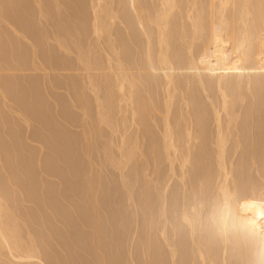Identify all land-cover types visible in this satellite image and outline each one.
Masks as SVG:
<instances>
[{"label": "rangeland", "instance_id": "rangeland-1", "mask_svg": "<svg viewBox=\"0 0 264 264\" xmlns=\"http://www.w3.org/2000/svg\"><path fill=\"white\" fill-rule=\"evenodd\" d=\"M27 3H26V2ZM34 1V2H33ZM45 1V3H44ZM48 3H47V2ZM57 1V0H56ZM63 1V2H62ZM58 0V2H55V0L52 1L50 0H40L41 2V6L42 8H44L43 10V14L40 13V2L39 5L37 0H1L0 1V19H2L0 21V66H2L0 69V118H2V121H0V141L2 139V141L0 142V189L2 190L1 192H3L2 194L4 195V200L5 198H7V200H5V204L7 203L8 206L12 207L14 206V210H16L15 212L18 214L16 215L17 217L19 216V218L21 219L19 222L21 223L20 226V235L23 236V238H32V236H34L32 239H34V241L36 242L37 245V249L38 253L41 257V262L45 263V264H173V261H175L176 264H197L198 259L195 258V254H194V258H193V254L192 251L194 252V249L192 247V245L190 244L191 242H189V238L188 237V233L189 231H187L186 227H182V225L180 226L179 223V219H180V212L179 210H181L182 206L184 205L183 203H187V201L189 200L190 196H191V189L189 184L187 183V187L184 186V184L181 182L179 175H180V168H176L179 165H175V175L172 174V171L170 169H168V165L167 162L163 161V159L160 157L162 155H160L161 153V143H162V135H163V113H164V94L165 91L161 89V87L158 85V87H155L156 89L153 90V97L157 102L158 106V112H150V118L147 116L146 121H148L147 123H150L149 125L145 122V120L143 122L144 126L147 125L146 127H139V129L136 128L135 125H132L130 127V123L129 122L130 119V112H128L127 114V119L128 122L126 120V122H121L125 125L121 126L119 124L117 131L119 132H115L112 133H107L109 132V130L111 129H107L110 128L107 124L104 125L101 121H100V117H99V111L101 113V108L99 109L100 105L99 103L100 100H98V98H102V102L103 99L106 98V95L108 90H102V88L104 89L106 83H107V87L108 85V79H110V77H112L111 72L109 71V67L107 65H110L109 62V57L107 54H109L111 52V50L109 49V45L107 46L105 42H107V37L106 36H102L100 39V42L95 39L94 33L92 31L93 28V18H92V3L89 2L91 0ZM67 1V2H65ZM74 5H73V3ZM107 1V0H106ZM117 0H112L110 2V0H108L107 2L109 4L112 3V5L110 7L112 8H119L121 5L118 3L119 1H117V5H119L118 7H114L116 4ZM9 2V3H7ZM23 2V3H20ZM29 2V3H28ZM43 2V4H42ZM50 2V3H49ZM62 2V3H61ZM77 2V3H76ZM80 2V3H79ZM83 2V3H82ZM85 2H87L85 4ZM56 3V5H54ZM59 3H61L62 5H60ZM70 3V4H69ZM115 3V4H114ZM2 4V5H1ZM53 4V6H52ZM59 4V5H58ZM66 4L68 5V7L66 6ZM82 4H84L83 6H81ZM14 5V6H13ZM25 5V6H24ZM27 5V6H26ZM33 9H31V6ZM36 5V7H35ZM51 7H50V6ZM79 5V7H78ZM85 5H89L87 7H85ZM116 5V6H117ZM7 6V7H6ZM10 6V7H9ZM29 6V7H28ZM46 6V7H45ZM56 6V8H55ZM57 6H59L60 8H58ZM65 6V7H63ZM81 6V7H80ZM6 7V8H5ZM22 7V8H21ZM63 7V8H62ZM76 7V8H75ZM9 8V9H8ZM39 8V9H38ZM51 8V9H50ZM54 8V10H53ZM69 8V9H68ZM71 8V9H70ZM85 10H83V9ZM89 8V9H88ZM121 8V7H120ZM28 9V10H27ZM58 9V10H57ZM77 9V10H76ZM79 9V11H78ZM88 9V10H87ZM126 9V7L124 8V10ZM8 10V11H7ZM17 10V11H16ZM20 10V11H19ZM24 10V12H22ZM31 10V11H30ZM35 10V11H34ZM39 14H41L43 17L41 18L37 13V11ZM53 10V11H51ZM56 10V11H55ZM74 10V12H73ZM87 10V11H86ZM92 12H91V11ZM4 11V13H3ZM6 11V12H5ZM50 11V12H48ZM72 13H70V12ZM76 11L78 13H76ZM84 11V12H83ZM89 11V13H88ZM123 11V10H122ZM10 12V13H9ZM12 12V13H11ZM47 12V13H46ZM52 12L56 15H53ZM59 12V13H58ZM83 14H82V13ZM23 13V14H22ZM35 13V14H33ZM57 13V14H56ZM91 13V16H90ZM14 14V15H13ZM29 14V15H28ZM31 14V15H30ZM59 14V16H58ZM62 14V15H60ZM67 14L68 18H67ZM122 15L123 12H119V15ZM26 15V16H25ZM46 15V17H45ZM49 15L51 16L49 18ZM65 15V16H63ZM74 17H72V16ZM88 15V16H87ZM3 16V17H2ZM13 20H12V17ZM26 19H25V17ZM33 16V17H32ZM37 16V17H36ZM70 16V17H69ZM82 16V17H80ZM11 17V18H10ZM20 17V18H19ZM29 17V18H28ZM62 17V18H61ZM76 17V19H75ZM7 18V19H6ZM15 18V19H14ZM28 18V19H27ZM33 18V19H32ZM46 18V19H45ZM55 20H54V19ZM64 18V19H63ZM66 18V19H65ZM82 18V19H81ZM90 18V19H89ZM38 19V20H37ZM50 19V20H49ZM52 19V21H51ZM59 19V20H58ZM62 21H61V20ZM3 20L4 23L7 20L6 24H3ZM22 20V21H21ZM25 20V21H24ZM44 20L46 22H44ZM65 20V21H64ZM76 20V21H75ZM78 20V21H77ZM82 20V21H80ZM120 20V19H119ZM118 20V18L115 20V22L113 23V26H111V35L114 36L113 39H115V41H117V43H122L123 45V55L122 57H124V59L128 58L132 61L133 58H135L134 60L139 59V51H137L138 49V44L136 45V42L138 43V38H134L133 36L131 37V34L129 35V33L127 32L126 25L125 24H121V22ZM11 21V22H10ZM13 21V22H12ZM16 21V22H15ZM28 21V22H27ZM41 21V22H40ZM49 21V24H47ZM62 23V26L60 25V23ZM15 22V23H14ZM51 22V23H50ZM56 22V23H55ZM67 24H66V23ZM78 22V23H77ZM81 25H80V23ZM85 22V23H84ZM9 23V24H8ZM18 23V24H17ZM25 23H27L25 25ZM34 23V24H33ZM41 23V24H40ZM58 23V24H57ZM74 23V24H73ZM91 23V25H90ZM13 24V26L11 25ZM33 24V25H32ZM40 24V25H39ZM77 24V26H76ZM21 25V26H20ZM35 25V26H34ZM39 25V26H38ZM47 25H50L47 27ZM55 25V27H54ZM66 25V27H65ZM68 25V27H67ZM115 25V26H114ZM122 25V26H121ZM11 26V27H10ZM29 26V27H28ZM38 26V27H37ZM59 26V27H58ZM81 26V27H80ZM92 26V27H91ZM125 26V27H124ZM15 27V29H14ZM32 27V28H31ZM50 27V28H49ZM77 27V28H76ZM87 27V28H86ZM21 28V30H20ZM35 28V29H34ZM38 28V29H37ZM41 28V29H40ZM47 28V29H46ZM52 28V29H51ZM55 28V29H54ZM60 28V29H59ZM66 28V29H65ZM71 30H70V29ZM73 28V29H72ZM77 30L75 31L74 30ZM114 28V29H112ZM119 28V29H118ZM123 28V29H122ZM11 29V30H10ZM32 29V30H31ZM34 29V30H33ZM46 29V30H44ZM59 29V30H58ZM89 29V30H88ZM118 29V30H117ZM121 29V30H120ZM125 29V30H124ZM14 30V32H13ZM31 30V31H28ZM40 30V32H39ZM49 30V31H48ZM52 30V31H50ZM57 34H56V32ZM65 30V33H64ZM68 30V31H67ZM120 30V31H119ZM18 31V32H17ZM26 31V32H25ZM33 31V32H32ZM35 31V32H34ZM44 31V32H43ZM46 31V32H45ZM77 34H74V32ZM84 31V32H83ZM30 32V33H29ZM48 32V33H47ZM51 32V34H50ZM63 32V33H61ZM126 32V34H125ZM21 33V34H20ZM24 33V34H23ZM37 33V34H36ZM41 33V34H40ZM46 33V34H45ZM68 33H70L68 35ZM73 36H72V34ZM118 33V35L116 34ZM121 33V35H120ZM10 34V35H9ZM22 34L24 35V37H26V39L22 36ZM39 34V35H38ZM18 35V36H16ZM36 35H38V37H36ZM51 35H54L53 37ZM57 35V37L55 36ZM64 35V36H63ZM92 35V36H91ZM127 35V36H126ZM41 36V37H40ZM44 38H43V37ZM49 36V37H48ZM61 38H60V37ZM71 36V37H70ZM112 36L110 38H112ZM119 36V37H118ZM8 37V38H7ZM17 37V38H16ZM48 37L49 39L47 40ZM70 37V38H69ZM77 37V39H76ZM91 37V38H90ZM106 37V38H105ZM16 38V41H14ZM21 38V39H20ZM33 38V39H32ZM42 40H39V39ZM58 40H57V39ZM63 38V39H62ZM94 38V40L92 39ZM134 38V39H132ZM9 39V42L8 40ZM18 39V40H17ZM29 39V40H28ZM46 39V40H45ZM62 39V41L60 40ZM66 39V40H65ZM87 39V40H86ZM92 39V41H91ZM122 39V40H121ZM125 39V40H124ZM130 39V40H129ZM7 40V41H6ZM77 40V41H75ZM104 40V42L102 41ZM129 40V41H128ZM134 40V41H132ZM31 41V43H29ZM36 41V43H35ZM45 41V42H44ZM66 41V42H65ZM69 41V42H68ZM85 41V42H84ZM87 41V42H86ZM136 41V42H135ZM13 42V43H12ZM33 42V43H32ZM44 44H43V43ZM59 42V43H58ZM62 42V43H61ZM65 42V43H64ZM82 42V43H81ZM84 42V43H83ZM92 44H90V43ZM129 42V44L127 43ZM10 43V44H9ZM21 45H20V44ZM41 43V44H40ZM63 44V46L61 44ZM89 43V44H88ZM97 43V44H96ZM101 43V44H100ZM131 43V45H130ZM141 43V41H140ZM54 44V45H53ZM60 44V45H59ZM68 44V45H67ZM78 44V45H77ZM94 44V45H93ZM105 44V45H104ZM108 44V42H107ZM126 44V45H125ZM133 44V46H132ZM135 44V45H134ZM7 45V46H6ZM41 45H42V49H41ZM52 45V46H51ZM66 45V46H64ZM73 45V46H71ZM89 45H91V47H89ZM96 45V46H95ZM101 45V46H100ZM141 45V44H140ZM27 46V47H26ZM30 46V47H29ZM33 46V47H32ZM37 46V48L35 47ZM79 46V47H78ZM106 46V47H105ZM125 46V47H124ZM137 46V48H135ZM11 47V48H10ZM17 47L19 48L17 50ZM24 47V48H23ZM26 47V48H25ZM41 49H39V48ZM51 47V48H50ZM62 47V48H61ZM66 47V48H65ZM102 47V48H101ZM134 47V48H132ZM13 48V49H12ZM32 48V49H31ZM59 48V49H57ZM70 48V49H69ZM80 48V49H79ZM90 48V49H89ZM100 48V51H99ZM108 48V49H107ZM132 48V49H131ZM9 49V50H8ZM26 49V52H25ZM51 49V50H49ZM68 49V50H67ZM79 49V50H78ZM85 49V50H84ZM94 49V50H93ZM4 50V51H3ZM15 50V51H14ZM35 50V52H33ZM55 50V51H54ZM57 50V51H56ZM62 50V51H61ZM82 50V51H80ZM109 50V51H108ZM125 50V51H124ZM136 50V51H135ZM139 50V49H138ZM10 51V53H9ZM17 51V52H16ZM33 54H32V52ZM65 51V53H63ZM67 51V54H66ZM70 51V52H69ZM96 51V52H93ZM107 53H105V52ZM43 53L41 55V53ZM56 52V53H55ZM71 52H73L72 54H70ZM79 53L77 55V53ZM84 52V53H83ZM88 52V53H87ZM98 52V53H97ZM133 52V54H132ZM19 53V54H18ZM83 53V54H82ZM87 53V54H86ZM100 53V54H99ZM102 53V54H101ZM104 53V54H103ZM38 54V55H37ZM60 54V55H59ZM76 54V55H75ZM127 54V55H126ZM200 54V53H199ZM11 55V56H10ZM18 55V56H17ZM21 55V56H20ZM24 55V56H23ZM30 55V56H29ZM31 55L33 56L31 58ZM36 55V57H35ZM44 55V57H43ZM67 55V56H66ZM83 55V56H81ZM86 57H85V56ZM107 55V56H104ZM125 55V56H124ZM138 55V56H137ZM2 56V58H1ZM52 56V57H51ZM54 56V57H53ZM63 58H62V57ZM70 56V57H68ZM80 56V57H79ZM88 56L90 58H88ZM104 58H103V57ZM4 57V58H3ZM13 57V58H11ZM16 59H15V58ZM18 57V58H17ZM26 57V58H25ZM35 57V58H34ZM38 57V58H37ZM40 57V59H39ZM65 57V58H64ZM80 60H79V58ZM85 57V58H83ZM137 57V58H136ZM21 58V59H20ZM34 58V59H33ZM58 58V59H57ZM77 62H76V60ZM82 58V59H81ZM86 58L89 60L86 61ZM6 59V60H5ZM9 59V60H8ZM27 59V60H26ZM32 59V60H31ZM37 59V61H36ZM42 59V60H41ZM67 59V60H66ZM84 59V60H83ZM24 60V62H23ZM26 60V61H25ZM39 60V62H38ZM46 60V61H45ZM48 60V61H47ZM52 61L49 62V61ZM56 60V61H55ZM58 60V61H57ZM73 60V61H71ZM93 60V61H92ZM96 60V62H95ZM108 60V62H107ZM129 60V61H130ZM4 61V62H3ZM8 61V62H7ZM16 61V62H15ZM33 61V62H32ZM35 61V62H34ZM43 61V62H42ZM65 61V62H64ZM80 61V63H79ZM86 61V62H85ZM130 63H133L131 62ZM3 62V63H2ZM46 62V65L45 63ZM48 62V63H47ZM57 62V63H56ZM92 62V63H91ZM99 62V63H98ZM127 62V60H126ZM8 63V64H7ZM14 63V64H13ZM16 63V64H15ZM21 63V64H20ZM25 63V64H24ZM35 63V64H32ZM41 63V64H39ZM73 63V64H72ZM84 63V65H83ZM89 63L91 65H89ZM95 63V64H94ZM54 64V65H53ZM64 67H62L61 66ZM76 64V65H75ZM81 64V65H80ZM87 64V65H86ZM103 64V65H102ZM22 65V66H21ZM25 65V66H24ZM32 65V66H31ZM43 65V66H41ZM57 65V66H56ZM97 65V66H96ZM6 66V67H5ZM17 66V67H16ZM46 66V67H45ZM59 66V67H58ZM77 66V68L75 67ZM82 66V67H81ZM84 66V67H83ZM90 66V68H86V67ZM101 66V67H100ZM106 66L107 69H104ZM5 67V70H4ZM8 67H11L8 68ZM41 67V68H39ZM56 69H54V68ZM62 67V68H60ZM81 67V68H79ZM92 67V69H91ZM104 67V68H103ZM25 68V69H24ZM43 68H45V70H43ZM52 68V69H50ZM58 68V70H57ZM69 68V70H68ZM71 68V69H70ZM74 68V69H73ZM96 68V69H95ZM98 68V69H97ZM7 69V70H6ZM9 69V70H8ZM24 69V70H23ZM31 69V70H30ZM33 69V70H32ZM39 69V70H38ZM60 69V72H59ZM66 69V70H65ZM80 69V70H78ZM87 69V70H85ZM94 69V70H93ZM104 71H102V70ZM11 70V71H10ZM21 70V71H20ZM29 70V71H28ZM36 70V71H35ZM62 70V71H61ZM78 70V72H77ZM109 71V76L110 77H105L103 74H105L106 71ZM7 71V72H5ZM25 73H24V72ZM40 71V73H39ZM51 71V72H50ZM57 71V72H56ZM95 71V73H94ZM100 71V72H99ZM108 71L106 72V74L108 73ZM46 72V73H45ZM49 74H48V73ZM53 72V73H52ZM69 74L67 75L66 74ZM88 72V73H87ZM11 73V74H9ZM13 73V74H12ZM23 75H22V74ZM35 73V74H34ZM56 73V74H55ZM61 73V74H60ZM73 73V74H72ZM92 75H91V74ZM45 74V75H43ZM47 74V75H46ZM79 74V75H78ZM88 74V75H85ZM96 74V75H95ZM105 74V75H106ZM6 75V76H5ZM21 75V76H20ZM26 75V76H25ZM62 75V76H61ZM78 75V76H77ZM90 75V76H89ZM101 75V76H100ZM108 75V74H107ZM24 76V77H22ZM43 76V77H42ZM53 76V77H52ZM70 76V77H69ZM73 76V77H72ZM88 76V77H87ZM96 78H95V77ZM5 77V79H4ZM12 77V78H11ZM20 77V78H19ZM28 79H27V78ZM48 77V78H47ZM59 77V78H58ZM69 77V78H68ZM77 77V78H75ZM82 80H79L78 79ZM91 77V78H90ZM106 78L105 80L107 81H103L102 78ZM10 78V79H7ZM26 78V79H25ZM36 78H38L36 80ZM71 78V80H70ZM90 79V82L88 83V79ZM108 78V79H107ZM4 79V80H3ZM12 79V80H11ZM16 79V80H15ZM30 79V81H29ZM35 79V80H33ZM42 79V80H41ZM59 79V80H58ZM61 79V81H60ZM65 79V81H64ZM86 79V80H85ZM96 79V81L94 80ZM3 80V81H2ZM77 80V81H76ZM85 80V81H84ZM95 82H94V81ZM99 80V81H98ZM102 80V82H101ZM111 80V79H110ZM7 81V82H5ZM33 81V82H32ZM47 81V82H46ZM60 81V82H59ZM93 81V83H91ZM40 82V83H39ZM44 84H43V83ZM53 82V83H51ZM83 82V84H81ZM211 82V81H210ZM209 82V83H210ZM16 83V84H15ZM22 83V84H21ZM27 83V84H26ZM65 83V84H64ZM71 83V84H70ZM78 83V84H77ZM85 83V84H84ZM88 83V85H87ZM98 83V84H97ZM105 83V84H104ZM182 86L184 84V81L181 82ZM214 83V82H212ZM210 83L211 86H209L207 92L203 91V87H200L198 84L196 86V84H191L194 85L195 88H192V91L188 88L192 93H195L198 101H196L195 103H198L199 110H197V106L193 104V106L196 108L197 111H201L203 112L204 118L201 119L200 121V129L201 127H203V131L205 130L204 133L205 137L203 135V131H202V135H203V141L205 139L208 146L211 145V138L214 135L215 132V128H216V121L214 119V107L216 103L218 104V102H215L218 99L213 98V95L216 96L217 98L220 96L218 95L219 90L215 89L216 85ZM4 84V86H3ZM36 84V85H35ZM59 84V85H58ZM64 84V85H63ZM74 84V85H73ZM111 84V83H110ZM39 85V86H38ZM42 85V86H41ZM67 85V86H66ZM73 85V86H71ZM78 85V86H77ZM91 85V86H90ZM96 85V86H95ZM100 85V87H98ZM185 85V84H184ZM209 84L207 83V86ZM8 86V87H7ZM21 86V87H20ZM34 86V87H33ZM62 86V87H61ZM71 86V87H70ZM76 86V87H75ZM80 86V87H79ZM87 86V87H86ZM193 86V87H194ZM215 86V87H212ZM15 87V88H14ZM45 87V88H44ZM51 87V88H50ZM65 87V88H64ZM75 87V88H73ZM82 87V88H81ZM85 87V88H84ZM91 87V88H90ZM97 87V88H95ZM185 87V86H184ZM246 85H244V88L241 90L244 94V98L243 100H240L236 103L235 108L237 110H239V112H242L244 114H242L239 119H238V130H236L232 135L229 136L228 140V144L227 145V156L230 158L233 157V165L234 169H236L237 173H235V177H237V179L239 180V182H251L253 183V185L256 183L258 185V187L264 186V164H262L264 162V86H263V90L262 89H257V92L254 96V94L251 92L250 89L245 88ZM17 88V89H16ZM60 88V90L58 89ZM94 88V89H93ZM20 89V90H18ZM23 89V90H22ZM55 89V90H54ZM63 89V90H62ZM65 89V90H64ZM75 89V90H74ZM82 91H81V90ZM93 89V90H92ZM97 89V90H95ZM159 89V90H158ZM195 89V92H194ZM17 90V91H16ZM32 90V91H31ZM47 90V91H46ZM58 90V91H57ZM71 90V91H70ZM73 90V91H72ZM90 90H92L90 92ZM183 90V89H181ZM181 90H177L175 92L176 97H175V101L172 105L171 108V112H170V119L172 122H176V125L180 129H185V127H188L189 125H193L195 124V117L192 116L193 110H190L186 105H185V101H184V96H181V94L183 93V91ZM202 90V91H201ZM217 90V91H216ZM5 93V94H3ZM5 91V92H4ZM15 91V92H14ZM44 91V92H43ZM52 91V92H51ZM57 91V92H54ZM67 91V93L65 92ZM84 91V92H83ZM102 91V92H101ZM104 91V93H103ZM180 91L182 93H180ZM13 92V93H11ZM20 92V93H19ZM32 95H31V93ZM39 92V93H38ZM48 94H47V93ZM51 92V93H50ZM59 92V93H58ZM74 92V93H73ZM88 92V93H87ZM95 92V94H94ZM98 92V93H96ZM100 92V93H99ZM160 92V93H159ZM163 92V94H162ZM211 92V93H210ZM17 93V94H16ZM46 93V94H45ZM53 93V94H52ZM66 93V95H65ZM72 93V94H71ZM82 95H81V94ZM34 94V95H33ZM44 94V95H43ZM68 94V95H67ZM75 96H74V95ZM95 96H93V95ZM97 94V96H96ZM106 94V95H105ZM162 94V95H161ZM198 94V95H197ZM217 94V95H216ZM2 95V96H1ZM14 95V96H13ZM24 95V97H23ZM31 95V96H29ZM39 97H36V96ZM90 95V96H89ZM247 95V96H246ZM259 95L261 96V98L259 97ZM4 96V99L2 98ZM19 96V97H18ZM21 96V97H20ZM44 96V97H43ZM50 98H49V97ZM52 96V97H51ZM59 96V97H58ZM66 96L68 98H66ZM79 98H78V97ZM87 96V97H86ZM105 96V98H104ZM210 96V97H209ZM212 96V100L211 99ZM7 97H9L10 99H8ZM28 97V98H27ZM98 97V98H97ZM194 97V94H193ZM206 97V98H205ZM254 97V98H253ZM6 98V99H5ZM36 98V99H34ZM52 98V99H51ZM62 98V99H60ZM78 98V100H77ZM87 98V99H86ZM195 98V97H194ZM255 99V102H253ZM257 98V99H256ZM51 99V101H50ZM65 99V100H64ZM81 99V100H80ZM259 99H261V101H258ZM2 100V101H1ZM5 100L7 102H5ZM11 100V101H10ZM16 100V101H15ZM29 100V101H28ZM38 100V101H37ZM50 102H49V101ZM59 100V101H57ZM70 100H73L72 103ZM95 100V101H94ZM98 100V101H97ZM154 100V102H155ZM161 100V101H160ZM181 102H180V101ZM208 100V101H207ZM251 100V101H250ZM10 101V102H9ZM76 101V102H75ZM97 101V102H96ZM184 101V102H183ZM215 102L212 104V102ZM249 101V102H248ZM3 102V104H2ZM12 102H14L12 104ZM18 102V103H17ZM27 102V103H26ZM30 102V103H29ZM38 102V103H35ZM42 102V103H41ZM53 102V103H52ZM56 102V103H54ZM59 102V103H58ZM66 102V103H64ZM78 102V103H77ZM155 102V103H156ZM161 102V103H160ZM248 102V103H247ZM251 102V103H250ZM253 102V104H252ZM22 105V107L20 106V104ZM29 103V104H28ZM63 103V104H62ZM70 103L75 106L73 107L72 105H70ZM74 103V104H73ZM86 103V104H85ZM96 103V104H95ZM180 103V105H179ZM210 103V105H209ZM240 103V104H238ZM9 104V105H8ZM12 104V105H10ZM38 104V105H37ZM49 106H48V105ZM52 104V105H51ZM69 104V105H68ZM89 104V105H88ZM183 104V105H182ZM200 104V105H199ZM244 104V105H243ZM255 104V106H254ZM6 105V106H5ZM32 105V106H31ZM45 107H44V106ZM56 105V106H55ZM62 105V107H61ZM79 105V106H77ZM95 105H97L98 107H95ZM164 105V106H163ZM247 105V106H245ZM4 106V107H3ZM10 108H9V107ZM16 106V107H15ZM24 106V108H23ZM38 106V107H37ZM64 106V108H63ZM68 106V107H67ZM77 106V108H76ZM81 106V107H80ZM90 106V107H89ZM186 106V107H185ZM192 106V107H193ZM202 106V108H201ZM206 106V107H205ZM219 106V105H217ZM245 106V107H243ZM15 107V108H14ZM28 109V111L26 110V108ZM37 107V109H36ZM70 107V108H69ZM251 109H250V108ZM255 107V109H254ZM259 107L257 110L256 108ZM19 108V109H18ZM48 108V110H47ZM55 108V109H54ZM61 108V109H60ZM68 108V109H66ZM75 108V109H74ZM84 108V110H83ZM97 111H96V109ZM175 108V109H174ZM179 108V109H178ZM186 108V109H185ZM8 109V110H6ZM14 109V110H13ZM18 109V110H17ZM32 109V111H31ZM37 111H34V110ZM40 109V111H39ZM42 109V110H41ZM58 109V111H57ZM78 109V110H77ZM182 111H181V110ZM245 111H244V110ZM263 109V110H262ZM12 110V111H10ZM21 112H20V111ZM55 112H54V111ZM77 110V112H76ZM82 110V111H81ZM189 110V111H187ZM194 110V112L196 111ZM209 110V111H208ZM253 112H252V111ZM257 114H256V111ZM7 111V112H6ZM16 111V112H15ZM22 116L20 117L19 114ZM63 111V112H62ZM70 113H69V112ZM75 111V112H73ZM151 111V110H150ZM177 111V112H176ZM186 113H185V112ZM247 111H250L252 113V116L247 115ZM255 111V112H254ZM259 111V112H258ZM23 112V113H22ZM27 112V113H26ZM48 112V113H47ZM62 112V113H60ZM67 112V113H66ZM81 112V113H80ZM118 112V110H117ZM249 112V113H250ZM14 113V114H13ZM17 113V114H16ZM36 113V114H34ZM40 113V115H39ZM52 115H50V114ZM75 113V114H74ZM94 116L97 115V116ZM116 113V111L114 112ZM113 113V118H114V114ZM176 113V115L174 114ZM180 113V115H179ZM191 113V114H190ZM205 113V114H204ZM259 113V114H258ZM11 114V115H10ZM38 114V115H37ZM72 114V115H71ZM80 114V115H79ZM84 114V116H82ZM87 118H86V116ZM119 114V115H118ZM153 114V115H152ZM160 114V115H159ZM162 114V115H161ZM256 114V115H255ZM3 115V116H2ZM24 115V116H23ZM122 113H116L115 118L116 119H121L122 118ZM130 117H129V116ZM174 115V116H173ZM256 117H254V116ZM258 115V119L257 118ZM9 116V117H8ZM38 116V117H36ZM57 116V118H56ZM75 116V117H73ZM93 118H92V117ZM154 116V117H153ZM189 116H190V120H189ZM209 116V117H208ZM249 116V117H248ZM263 116V117H262ZM6 117V119H5ZM14 121H13V119ZM17 117V118H16ZM64 117V118H63ZM89 117V119H88ZM99 117V118H97ZM162 117V118H161ZM172 117V118H171ZM259 117H261L259 119ZM24 118V119H23ZM43 118V119H42ZM68 118V119H67ZM92 120H91V119ZM97 118V119H96ZM114 118V119H115ZM241 118L243 120H241ZM246 118V119H245ZM255 121H254V119ZM12 119V120H11ZM23 119V120H21ZM34 119V120H33ZM53 119V120H52ZM59 119V121H58ZM66 119L68 121H66ZM71 123H70V121ZM73 119V120H72ZM119 119V121H121ZM183 119V120H182ZM204 119V120H203ZM253 119V120H252ZM1 120V119H0ZM20 120V121H19ZM25 120V122H24ZM39 120H43V121H39ZM49 120V121H48ZM51 120V121H50ZM63 120V121H61ZM78 123H77V121ZM85 120V121H84ZM95 120H98L95 121ZM155 121L154 123L152 121ZM158 120V121H157ZM162 120V122H161ZM192 120V121H191ZM203 120V121H202ZM249 120V121H248ZM262 120V121H261ZM9 121V122H8ZM12 121V122H11ZM32 121V122H31ZM40 123H39V122ZM47 121V122H45ZM61 121V122H60ZM66 121V123H65ZM87 121V123H86ZM91 121V123L89 122ZM115 122H118V120H114ZM190 121V122H189ZM241 121V122H240ZM244 121V122H243ZM261 121V122H260ZM8 122V123H7ZM27 122V123H26ZM29 122V123H28ZM37 122V123H35ZM63 122V123H62ZM97 122V124H96ZM174 122V123H175ZM184 122V123H183ZM209 122V123H208ZM243 122V123H242ZM250 122V123H249ZM256 122V123H255ZM259 122V123H258ZM263 122V123H262ZM4 125H3V124ZM14 123V124H13ZM16 123V125H15ZM26 123V124H24ZM39 123V124H38ZM42 123V124H41ZM46 123V125H45ZM82 123V124H80ZM129 123V124H128ZM158 123V124H157ZM163 123V124H162ZM241 123V124H240ZM247 123L250 125H247ZM255 125H254V124ZM7 124V125H6ZM19 126H18V125ZM28 124V125H27ZM36 124V125H35ZM67 124V125H66ZM92 124V125H91ZM155 124V125H154ZM187 124V125H186ZM224 124H226V118L224 117L223 119V126ZM246 124V126L244 125ZM258 124V125H257ZM3 125V126H2ZM12 125V126H11ZM26 125V126H25ZM60 125V126H59ZM82 125V126H81ZM86 125V126H85ZM96 127H94V126ZM98 125V126H97ZM35 126V127H34ZM53 126V128H52ZM66 126V127H65ZM80 126V127H79ZM89 126V127H88ZM129 126V128H125ZM182 126L184 128H182ZM244 126V127H243ZM261 126V129H259ZM8 129H7V128ZM10 127V128H9ZM14 127V128H13ZM16 127V128H15ZM18 127V128H17ZM47 127V128H46ZM58 127H59V131H58ZM60 127H62L60 129ZM86 127V129H85ZM92 127V128H91ZM94 127V129H93ZM98 127V128H97ZM102 127V128H101ZM148 127V128H147ZM155 127V128H154ZM199 127V126H198ZM259 127V128H258ZM23 128V129H22ZM32 128V129H31ZM34 128V129H33ZM42 128V130H41ZM51 128V129H50ZM104 128L105 132H104ZM252 128V129H251ZM257 128V129H256ZM3 129V130H1ZM15 129V130H14ZM51 131H49V130ZM66 129V130H65ZM69 129V130H68ZM82 129V130H81ZM90 131H89V130ZM94 130V131H91ZM96 129V130H95ZM100 129V130H99ZM121 129V130H120ZM127 129V130H126ZM132 129V130H131ZM153 129V130H152ZM159 129V130H158ZM207 129V130H206ZM10 130V131H9ZM31 130V131H30ZM43 130H47L45 132H43ZM57 130V131H56ZM123 130V131H122ZM248 130V131H247ZM260 130V133H259ZM4 131V132H3ZM34 131V133H33ZM55 133H54V132ZM74 131V132H73ZM77 131V132H76ZM104 132V134L102 132ZM126 131V133H125ZM130 133H129V132ZM256 131V132H255ZM263 131V133H262ZM43 132V133H41ZM89 132V134H88ZM123 132V134L126 136L129 135V138L132 139L134 138L135 135L136 136V142L137 146H138V150H137L139 157L134 158L133 160L130 161V163H127L126 165H123L124 163H122V167H126V168H121L120 166L117 167L118 165L116 164L117 160H121V155H119L120 152H122L120 149L121 147H124V145L122 144V142L120 141L119 135H122L121 133ZM243 132V133H241ZM67 133V135H66ZM74 133V134H73ZM83 133V134H82ZM107 133L108 137L111 135V137H106L107 135H105ZM161 133V134H160ZM253 133V134H252ZM259 135H258V134ZM3 134V135H2ZM5 134V135H4ZM33 134V135H32ZM44 134V136H43ZM47 134V135H46ZM52 134H55V138L53 137ZM61 134V136H60ZM72 134V135H71ZM77 134V135H75ZM94 134V136H93ZM155 134V135H154ZM242 134V135H241ZM256 134V135H255ZM261 134L263 135V137L261 136ZM8 135V136H7ZM42 137H41V136ZM50 135V137L48 136ZM84 137H83V136ZM91 137H89V136ZM101 135V136H100ZM116 135V136H115ZM123 135V136H124ZM258 135V136H257ZM10 136V137H9ZM16 136V137H15ZM19 136V137H18ZM35 136V137H34ZM39 136V137H38ZM65 136V137H64ZM154 136V137H153ZM236 136V137H235ZM241 136V137H239ZM246 136V137H245ZM248 136V137H247ZM255 136V137H254ZM257 136V137H256ZM13 137V138H12ZM25 137V138H24ZM27 137H29V140L27 139ZM44 137V138H43ZM61 137V138H60ZM72 137V138H71ZM85 139H83V138ZM89 137V138H88ZM95 137V138H93ZM99 137V138H98ZM116 137V138H115ZM144 137V138H143ZM207 137V138H206ZM7 138V139H6ZM9 138V140H8ZM52 138V139H51ZM64 138H67L64 140ZM74 138V139H73ZM105 138V140H104ZM111 138V139H110ZM115 138V139H114ZM127 138V137H126ZM145 140H143V139ZM234 138V139H233ZM235 138L239 141L238 144H236V140ZM248 138V139H247ZM254 138V139H253ZM259 138V139H257ZM261 138V139H260ZM263 138V139H262ZM13 139V140H12ZM36 139V140H35ZM40 139V141H39ZM41 139H45V141H42ZM47 139V140H46ZM55 139V140H54ZM58 139V140H57ZM63 139V140H62ZM69 139V140H68ZM73 139V140H71ZM76 139V140H75ZM101 139V140H100ZM128 139V138H127ZM79 140V141H78ZM109 140V141H108ZM118 143H116V141ZM122 140V139H121ZM129 140V139H128ZM133 140V139H132ZM131 140V141H132ZM232 140V141H231ZM260 140V141H259ZM6 141V142H5ZM11 141V142H10ZM29 141V142H28ZM51 141V143H50ZM59 141V142H56ZM68 141V142H67ZM77 141V142H76ZM83 141V143H82ZM87 141V142H86ZM111 141V143H109ZM234 141V142H233ZM247 141V142H245ZM258 141V142H257ZM21 142V143H20ZM25 142V143H24ZM63 142V143H62ZM65 142V144H64ZM81 142V144H80ZM151 142V144H150ZM155 142V143H154ZM242 142V143H241ZM9 143V145L7 144ZM57 143V144H56ZM75 143V145H73ZM96 143V145L94 146V144ZM103 145H100V144ZM107 143V144H106ZM254 143V144H253ZM1 144L2 147H1ZM5 144V145H4ZM12 144V145H11ZM27 144V146H26ZM54 144V145H53ZM63 144V145H62ZM109 144H111L110 146V150L109 151ZM116 144H120V145H116ZM145 144V145H144ZM149 144V145H148ZM235 144V145H234ZM254 146H253V145ZM258 144V146H257ZM8 145V146H7ZM35 145V146H33ZM38 145V146H37ZM43 145H45L43 147ZM53 145V146H52ZM61 147H60V146ZM68 145V146H66ZM72 145V146H71ZM87 145V146H86ZM100 145V146H99ZM106 145V148H104V146ZM114 145V146H113ZM151 145V146H150ZM157 145V146H156ZM206 145V146H207ZM239 145V146H238ZM251 145V146H250ZM4 146V147H3ZM42 146V147H40ZM48 148H47V147ZM85 146V147H83ZM116 146V147H115ZM126 146V145H125ZM207 146V147H208ZM234 146V147H233ZM237 148H236V147ZM263 146V148H262ZM12 147V148H10ZM19 147V148H18ZM22 147V148H21ZM39 147V149H38ZM59 147V148H58ZM74 149H73V148ZM79 147V148H78ZM102 148L100 150V148ZM114 147V148H113ZM118 147V148H117ZM244 147V148H243ZM251 147H254L251 148ZM5 148V149H4ZM10 148V149H9ZM15 148V149H14ZM33 148V149H30ZM42 148V149H40ZM45 148V149H44ZM48 150H47V149ZM49 148L51 150H49ZM112 148V149H111ZM125 148V147H124ZM235 148V149H234ZM250 148V149H249ZM261 148V149H260ZM17 149V150H16ZM37 149V150H36ZM62 149V150H61ZM82 149V150H81ZM88 149V150H87ZM117 149V150H116ZM159 149V150H158ZM245 151H244V150ZM261 151H260V150ZM16 150V151H15ZM19 150V151H18ZM44 150V151H43ZM54 150V151H53ZM71 150V151H70ZM76 150V151H75ZM105 152H103V151ZM114 150V151H113ZM118 150L120 151L118 153ZM150 150H151V156L150 155ZM250 150V151H248ZM258 150V151H257ZM3 151L7 152V153H3ZM13 153H12V152ZM22 151V153H21ZM30 151V152H29ZM40 151V152H39ZM51 151V152H50ZM61 151V152H60ZM70 151V152H69ZM75 151V152H74ZM85 151V152H84ZM117 151V152H116ZM254 153H253V152ZM25 152V153H24ZM40 155H39V153ZM53 152V153H52ZM56 152V153H55ZM103 152V153H102ZM235 152V155H234ZM10 153V155H9ZM16 153V156H15ZM33 153V155H32ZM73 153V155H72ZM83 153V155H82ZM87 153V156H86ZM97 153V155H96ZM108 153L110 156H108ZM251 153V155H250ZM253 153V155H252ZM7 155V157H6ZM32 155V156H31ZM35 155V157H34ZM45 155V156H44ZM47 155V157H46ZM68 155V156H66ZM106 156L104 158V156ZM113 155V156H112ZM116 155V156H115ZM119 155V156H118ZM234 155V156H233ZM244 155V156H243ZM249 155V156H248ZM260 155V156H259ZM7 160H6V158ZM9 156V157H8ZM21 156V157H20ZM63 156V158H62ZM66 156V158H65ZM71 156V157H70ZM84 156V157H83ZM90 156V157H89ZM103 156V157H102ZM117 157V158H114ZM242 156V157H241ZM247 156V157H246ZM253 156V157H252ZM20 157V158H18ZM32 157V159H31ZM39 157V158H38ZM75 157V159H74ZM86 157V158H85ZM88 157V158H87ZM97 157H99L98 159ZM150 157V158H149ZM236 157V158H235ZM255 157V158H254ZM9 158V159H8ZM23 158V159H22ZM30 158V162L29 159ZM38 158V159H37ZM57 158V159H56ZM62 158V159H61ZM79 158V160H77ZM81 158V159H80ZM83 158V159H82ZM149 158V159H148ZM3 161H2V160ZM14 159V160H13ZM16 159V161H15ZM26 159V160H25ZM28 159V160H27ZM47 159V160H46ZM54 159V160H53ZM74 159V160H73ZM87 159H89L87 161ZM102 159V160H101ZM111 159V160H110ZM138 159V161H137ZM245 159V160H244ZM261 159V160H260ZM24 160V161H23ZM46 162H45V161ZM63 162H62V161ZM67 164H66V161ZM92 160V161H91ZM103 160L105 161V163L103 162ZM111 162H110V161ZM136 160V161H135ZM145 160V162H144ZM159 160V161H158ZM235 160V161H234ZM252 160V162H251ZM6 161V162H5ZM15 161V163H14ZM20 161V162H19ZM26 161V162H25ZM38 161V162H36ZM50 161V163H49ZM56 161V162H55ZM59 161V162H58ZM83 161V162H82ZM90 161V162H89ZM101 161V162H100ZM156 161V162H155ZM158 161V162H157ZM261 161V162H260ZM23 162V163H22ZM33 162V163H32ZM42 162V163H41ZM65 162V163H64ZM109 162V164L107 163ZM118 162V161H117ZM259 162V163H258ZM9 163V164H8ZM14 163V164H13ZM30 163V164H29ZM38 163V164H37ZM60 163V164H58ZM82 163V165L80 164ZM86 163V164H85ZM107 163V164H106ZM133 163V164H132ZM135 163V165H134ZM151 163H154L153 165ZM158 163V164H157ZM3 164V165H1ZM12 164V165H11ZM27 164V165H26ZM32 164V165H31ZM57 164V165H56ZM93 164V165H92ZM95 164V165H94ZM130 164V165H129ZM137 164V166H136ZM148 164V165H147ZM160 164V165H159ZM162 164V165H161ZM213 164V163H212ZM243 164V165H242ZM253 164V165H252ZM6 165V166H5ZM8 165V166H7ZM24 165V166H23ZM66 165V167H65ZM107 165V166H106ZM132 168H129V167ZM145 165V166H144ZM152 165V166H151ZM13 166V167H12ZM22 166V167H21ZM36 166V167H35ZM39 166V167H38ZM41 166V167H40ZM49 168H48V167ZM52 166V167H51ZM62 166V167H61ZM82 166V167H81ZM86 166V167H85ZM94 166V167H93ZM96 166V167H95ZM105 166V168H104ZM112 168H111V167ZM150 166V167H149ZM252 166V167H251ZM262 166H263V170H262ZM7 167V168H6ZM25 167V168H24ZM58 167V168H57ZM61 167V168H60ZM74 167V168H73ZM81 167V168H80ZM91 167V168H90ZM117 167V168H116ZM136 167V168H135ZM148 167V168H147ZM154 167V168H153ZM255 167V168H254ZM4 169L5 171H3L2 169ZM6 168V169H5ZM11 168V169H10ZM15 168V169H14ZM17 168V169H16ZM19 168V169H18ZM47 168V169H46ZM64 168V169H63ZM68 170H67V169ZM98 168V169H97ZM104 168V169H103ZM147 168V169H146ZM242 168V169H241ZM251 168V169H250ZM13 169V170H12ZM28 169V170H27ZM39 169H41L39 171ZM55 169L56 172H54ZM57 169V170H56ZM76 169V170H74ZM86 169V170H84ZM96 169V170H95ZM109 169V170H108ZM119 169V170H118ZM152 169V172H151ZM245 169V170H244ZM2 170V171H1ZM11 170V171H10ZM23 170V171H22ZM31 170V171H30ZM44 170V171H43ZM50 170V171H49ZM52 170V171H51ZM61 170V171H59ZM100 170V171H99ZM111 170V171H110ZM134 170V171H133ZM138 170V171H137ZM143 170V171H142ZM158 170V171H157ZM179 170V171H178ZM9 171V172H8ZM68 171V173H67ZM83 171V172H81ZM105 171V172H104ZM131 171V173L129 172ZM137 173H136V172ZM146 171V174H145ZM148 171V172H147ZM168 174H167V172ZM24 172V173H23ZM42 172V173H40ZM47 173L44 174V173ZM49 172V174H48ZM59 172V173H58ZM85 172V173H84ZM89 172V173H88ZM99 172V173H98ZM119 172V173H118ZM129 172V173H128ZM135 172V173H134ZM142 172H143V179H142ZM156 172V174H155ZM247 172V174H246ZM5 173V174H4ZM7 173V174H6ZM11 176H10V174ZM21 173V174H20ZM34 173V174H33ZM36 173V174H35ZM61 173V174H60ZM88 173V174H87ZM91 173V174H90ZM97 173V174H96ZM103 173V174H102ZM112 173V174H111ZM115 173V174H114ZM121 173V174H120ZM122 173L124 177V181L122 178ZM139 173V174H138ZM151 173L153 175H151ZM164 173L166 175H164ZM40 174V175H39ZM57 174L59 176H57ZM65 174V175H63ZM84 174V175H83ZM105 174V175H104ZM109 174V175H108ZM158 174V175H157ZM23 175V176H22ZM37 175V178L36 176ZM56 176L55 180L53 179ZM80 175V176H79ZM135 175V177H134ZM145 175V177H144ZM148 175V176H147ZM171 175L170 178V182L168 181L167 184V179L168 177ZM238 175V176H237ZM28 176V178H27ZM39 176V177H38ZM48 176V177H47ZM50 176V177H49ZM64 176V178H63ZM100 179H99V177ZM108 176V177H107ZM151 176V177H150ZM168 176V177H167ZM21 177V178H20ZM23 177V178H22ZM26 179H25V178ZM33 177V178H32ZM43 177V178H42ZM61 177H62V182H61ZM70 177V178H69ZM82 177V178H79ZM89 177V178H88ZM150 177V180L149 178ZM158 177V180H157ZM163 177V178H162ZM7 178V180L5 179ZM46 178V179H44ZM52 178V179H51ZM108 178V179H106ZM129 178V179H128ZM135 178V180H134ZM137 178V179H136ZM156 178V180H155ZM246 178V179H245ZM260 178V181H259ZM65 179V180H64ZM69 179V180H68ZM83 179V180H82ZM99 179V181H98ZM146 179V180H145ZM166 179V180H165ZM253 179V180H252ZM256 179V180H255ZM24 180V181H23ZM30 180V182H29ZM32 180V181H31ZM43 184H42V181ZM88 180V182H87ZM103 180V181H102ZM108 180V181H106ZM113 180V181H112ZM145 180V181H144ZM149 180V181H148ZM161 180V181H160ZM250 180V181H249ZM7 181V182H5ZM9 181V183H8ZM16 181V182H15ZM35 181V182H34ZM57 181V182H56ZM61 184H59L60 182ZM115 181V182H114ZM123 181V182H122ZM128 181V182H127ZM134 181V182H133ZM136 181V182H135ZM54 182V183H53ZM59 182V183H58ZM66 182V183H65ZM102 182V184H101ZM108 182V183H106ZM113 182V183H112ZM153 182V183H152ZM159 182V183H158ZM163 182V183H162ZM177 182H179L177 184ZM4 185H2V184ZM30 183V184H29ZM37 186H36V184ZM47 183V184H46ZM51 183V185H50ZM56 183V184H55ZM58 183V184H57ZM63 183V184H62ZM72 183V184H71ZM88 183V184H87ZM98 183V184H97ZM117 183V184H116ZM121 183V184H120ZM125 183V184H124ZM145 185H144V184ZM156 185H155V184ZM167 187H166V185ZM246 183V184H247ZM19 186H18V185ZM135 184V186H134ZM158 184V185H157ZM263 184V185H262ZM7 185V186H6ZM31 185V186H30ZM34 185V187H33ZM47 185V186H46ZM55 185V186H54ZM57 185V186H56ZM65 185V186H64ZM86 185V187H85ZM88 185V188H87ZM155 185V186H154ZM166 187L165 191L163 188L160 187ZM256 185V186H257ZM22 186V187H21ZM25 186V187H24ZM28 186V187H27ZM40 188H39V187ZM50 186V187H49ZM54 186V187H53ZM68 186V187H67ZM109 186V188H108ZM132 186V187H131ZM141 186V187H140ZM150 188H148V187ZM153 186L155 188H153ZM157 186V188H156ZM9 187H11L9 189ZM24 187V188H23ZM33 187V188H32ZM62 187V188H61ZM78 187V188H77ZM116 187V188H115ZM122 187V189H121ZM144 187V188H143ZM178 187V189H177ZM23 188V190H22ZM31 188V189H30ZM42 188V189H41ZM58 188H59V192H58ZM64 188V189H63ZM70 188V189H69ZM73 188V190L71 191V189ZM113 188V189H112ZM134 188V189H133ZM143 188V189H142ZM148 188V193L146 192V189ZM160 190H159V189ZM171 188V189H170ZM30 189V190H29ZM55 189V190H53ZM57 189V190H56ZM75 189V190H74ZM89 189V191H88ZM129 189V190H128ZM133 189V190H132ZM158 189V190H157ZM175 189V190H173ZM27 190V192L25 191ZM41 190V191H40ZM50 190V191H49ZM62 190V191H61ZM85 190V192L83 191ZM108 190V191H106ZM114 190V191H113ZM138 190V191H137ZM158 192H157V191ZM178 190V191H177ZM25 191V193H24ZM34 191V192H33ZM55 191V194H51ZM66 191V192H65ZM76 193H75V192ZM126 192V196H124V193ZM132 191V192H131ZM156 191V192H154ZM162 191V192H161ZM165 193H164V192ZM181 191V192H180ZM9 192V193H7ZM31 192V193H30ZM33 192V193H32ZM41 192V193H40ZM91 192V193H90ZM164 194V196H160V193ZM184 194H183V193ZM6 193V194H5ZM29 193V195H28ZM36 193V194H35ZM39 195H38V194ZM49 193V194H48ZM59 193V194H58ZM85 193V194H84ZM102 193V194H101ZM142 193V195H140ZM147 193V194H146ZM159 193V194H158ZM178 193V194H177ZM187 193V194H186ZM189 193V194H188ZM10 194V195H9ZM34 196H33V195ZM116 194V195H115ZM129 194V196H128ZM144 194V195H143ZM154 194V195H153ZM186 194V195H185ZM14 195V196H13ZM25 195V196H24ZM27 195V196H26ZM42 195V196H41ZM46 195V197H44ZM49 195H51L49 197ZM77 195V196H76ZM84 195V197H83ZM160 197H158V196ZM31 196V197H30ZM43 198V202L42 198ZM55 196V197H54ZM57 196V197H56ZM81 196V197H80ZM87 196V197H86ZM89 196V198H88ZM115 196V197H114ZM122 196V197H121ZM131 196V197H130ZM139 196V197H138ZM183 196V197H182ZM12 197V198H11ZM30 201H29V199ZM60 197V198H59ZM127 197V198H126ZM164 197V198H162ZM18 198V199H17ZM27 198V199H26ZM93 198H95V203L93 202ZM130 198V199H129ZM141 198V199H140ZM144 198V199H143ZM160 198V200H159ZM14 201H13V200ZM32 199V200H31ZM41 199V200H40ZM89 201H88V200ZM102 199V200H101ZM121 199V200H120ZM148 199V200H147ZM171 199H173L171 201ZM28 200V201H27ZM38 200H40L38 202ZM63 200V201H62ZM84 200V201H83ZM92 200V202H91ZM130 200V201H128ZM134 200V201H133ZM144 200V201H143ZM8 201V202H7ZM16 201V202H15ZM73 201V202H72ZM75 201V202H74ZM80 201V202H79ZM83 201V203H82ZM117 201V202H116ZM119 201V202H118ZM133 201V202H132ZM165 201V202H164ZM185 201V202H184ZM20 205H18L19 203ZM32 202L33 204L35 203V205L33 206V204L31 205L30 203ZM65 202V203H64ZM85 202V203H84ZM148 202V203H147ZM160 202V203H159ZM168 202V203H167ZM14 203V204H13ZM17 203V204H15ZM29 203V204H28ZM60 203V204H59ZM62 203V204H61ZM104 203V204H103ZM120 203V204H119ZM136 203V204H135ZM144 203V205H143ZM163 203V204H162ZM165 203V204H164ZM172 203V204H171ZM175 203V204H174ZM185 203V204H186ZM76 204V205H75ZM80 204V205H78ZM96 206H95V205ZM118 204V205H117ZM125 204V205H124ZM128 204V205H127ZM157 204V205H156ZM162 204V205H161ZM181 204V205H180ZM6 205V206H7ZM29 205V206H28ZM65 207H64V206ZM131 207H128V206ZM139 205V206H138ZM146 205V206H145ZM156 205V207H155ZM162 207H161V206ZM167 208V216L169 218V222L168 224H166V229H167V235L172 238L175 230L176 233H178L177 235V241H178V246L180 247V249L182 248L184 250V254H183V250L178 248L177 251V255L176 258L174 260H172L169 256V251H167V248L165 247V241L162 231L164 229V223L162 219V212H163V216L166 219V215L164 214V208ZM176 205V207H175ZM178 205V206H177ZM24 206V207H21ZM62 206V207H61ZM72 207V208H69ZM117 208H116V207ZM121 206V207H120ZM126 206V207H125ZM138 206V208H137ZM16 207V208H15ZM36 207V209H35ZM39 207V209L37 208ZM51 207V208H50ZM100 207V208H99ZM135 207V208H134ZM170 209H169V208ZM181 207V208H180ZM21 208V210H20ZM24 208V209H23ZM32 208V210H31ZM41 208V209H40ZM78 208V209H77ZM86 208V209H85ZM130 208V210H129ZM132 208V209H131ZM159 208H163L162 210ZM26 210L27 213H25ZM47 209V210H45ZM70 209V211H69ZM73 209L74 212H73ZM82 209V210H81ZM139 209V210H138ZM158 209V210H157ZM179 209V210H177ZM53 210V211H52ZM96 210V212H95ZM103 210V211H101ZM134 210V211H132ZM151 210V211H150ZM18 211V212H17ZM35 211V212H34ZM38 211V212H36ZM43 211V212H42ZM65 213H64V212ZM81 211V212H80ZM110 211V212H109ZM126 211V212H125ZM162 211V212H161ZM179 211V212H177ZM23 213L24 215H20ZM33 212V213H32ZM40 212V214H39ZM59 212V214H58ZM62 212V213H61ZM73 212V213H72ZM77 212V213H76ZM88 212V213H87ZM112 212V213H111ZM114 212V213H113ZM119 212V214H118ZM129 212V213H128ZM134 212H136L134 214ZM141 212V213H140ZM157 212L160 214H157ZM174 212V214H177L176 216L174 214H172ZM15 213V214H16ZM57 213V216L56 214ZM64 213V214H63ZM90 213V214H89ZM125 213V214H124ZM146 213V215L144 214ZM33 214V215H32ZM51 214L53 215V218L51 216ZM55 214V215H54ZM79 214V215H78ZM106 214V215H105ZM130 214L131 217H129L128 215ZM132 214V215H131ZM143 214V215H142ZM25 215H28L25 216ZM36 215V216H35ZM38 215V217H37ZM40 215V216H39ZM72 215V216H71ZM81 215V216H80ZM83 215V216H82ZM102 215V216H101ZM106 217H105V216ZM108 215V216H107ZM111 215L112 216L111 218ZM119 215V216H118ZM142 215V216H141ZM150 217H149V216ZM161 217H159V216ZM76 216V217H75ZM79 216V217H78ZM98 216V217H97ZM123 216V217H122ZM133 216V218H132ZM159 218H158V217ZM179 216V217H178ZM27 217V218H26ZM50 217L52 220H50ZM86 217V218H85ZM92 217V218H91ZM127 217V219H126ZM26 218V219H25ZM38 218V219H37ZM41 218V219H40ZM45 218V219H44ZM69 218V219H68ZM107 218V219H105ZM174 218H177L174 220ZM179 218V219H178ZM31 219H33L32 221H30ZM35 219V220H34ZM77 219V220H76ZM82 219V220H81ZM91 219V220H89ZM131 219V220H130ZM133 219V221H132ZM143 219V220H142ZM152 219V220H151ZM156 219V220H155ZM160 219V220H159ZM172 219V221H171ZM26 220V221H25ZM31 222H29V221ZM42 220V222H41ZM46 220V221H45ZM49 220V221H48ZM65 220V221H64ZM124 220V221H122ZM35 221V222H34ZM79 221V223H78ZM108 221V223L106 222ZM114 221V222H112ZM128 221V222H127ZM149 223H148V222ZM157 223H156V222ZM46 222V223H45ZM56 222V223H55ZM64 222V225H63ZM83 222V223H82ZM116 222V223H115ZM132 222V224L130 223ZM163 224H162V223ZM28 223V224H27ZM30 223V224H29ZM52 223V224H51ZM59 223V224H58ZM67 223L68 227H66L67 225L65 224ZM70 223V224H68ZM72 223V225H71ZM81 223V224H80ZM112 223V224H111ZM127 223V224H126ZM174 223L177 226V229L175 228V230H172L174 228ZM89 224V225H88ZM97 224V225H96ZM117 224V225H116ZM155 224V225H154ZM24 225V226H23ZM28 225V226H26ZM32 225V227H31ZM46 225V226H45ZM50 225V226H49ZM57 225V226H56ZM74 225V226H73ZM89 227H88V226ZM122 225V228H124V230L122 228H120ZM124 225V226H123ZM131 225V226H129ZM26 226V227H25ZM63 228H62V227ZM79 226V227H78ZM83 226V227H82ZM102 228H101V227ZM149 226V227H148ZM154 226V229H153ZM175 226V227H176ZM184 226V225H183ZM30 231L28 233V231L25 233L24 228H27ZM34 227V229H33ZM73 227V228H72ZM88 227V228H87ZM91 227V229H89ZM96 227V228H95ZM105 227V228H104ZM146 227V228H144ZM157 227V231L155 232ZM160 227V231L159 232V228ZM181 227V228H180ZM58 228V229H57ZM85 228V229H84ZM87 228V229H86ZM127 228V229H126ZM186 228V232L185 229ZM31 229V230H30ZM64 229V230H63ZM68 229V230H67ZM76 229V230H75ZM122 229V230H121ZM154 231H152V230ZM180 229V230H179ZM56 230V231H55ZM80 230V231H79ZM178 230V231H177ZM32 231L35 232V234H32ZM41 231V232H40ZM44 231V232H43ZM46 231V232H45ZM65 231V233H64ZM92 231V232H91ZM97 231V232H96ZM133 231V232H132ZM145 231V232H144ZM67 232V234H66ZM75 232V233H74ZM81 232V233H80ZM89 232V233H88ZM95 232V233H94ZM152 232V233H151ZM182 232H183V236H182ZM28 235V237H26L25 234ZM72 233V234H71ZM180 233V234H179ZM187 233V234H186ZM42 234V235H41ZM54 234V235H53ZM71 234V235H70ZM77 234V235H76ZM92 234V235H91ZM97 236H96V235ZM111 234V235H110ZM146 234V235H145ZM162 234V235H161ZM25 235V236H24ZM30 235V236H29ZM49 235V236H48ZM56 235V236H55ZM68 235V236H67ZM101 235V236H100ZM105 235V236H104ZM150 235V236H149ZM154 237H152V236ZM187 235V236H186ZM74 236V237H73ZM79 236V237H77ZM149 236V238H148ZM156 236V237H155ZM41 238V240H39V238ZM45 237V238H44ZM77 237V238H76ZM87 237V238H86ZM98 237V238H97ZM103 237V238H101ZM107 237V238H105ZM161 237V238H159ZM182 237V238H181ZM55 238V239H54ZM59 238V239H58ZM68 238V240H67ZM73 238V239H71ZM76 238V239H75ZM91 238V239H90ZM109 238V239H108ZM144 238V239H143ZM154 238V239H153ZM179 238V240H178ZM185 238V239H184ZM90 239V241H89ZM101 239V240H100ZM148 239H150L148 241ZM152 239V240H151ZM176 239V238H175ZM47 240V241H46ZM51 240V241H50ZM146 240V242H145ZM154 240V241H153ZM43 241V242H42ZM55 241V242H54ZM61 241V242H60ZM75 241V242H74ZM80 241V242H79ZM144 241V243H143ZM185 241V243H183ZM40 245H39V243ZM49 242V243H47ZM73 242V244H72ZM82 242V243H81ZM91 242V243H90ZM149 242V244H148ZM163 242V243H162ZM76 243V244H75ZM84 243V244H83ZM99 243V244H98ZM104 243V244H103ZM156 243V244H155ZM160 243V244H159ZM186 243H188V245H186ZM83 244V245H82ZM94 244V246H93ZM109 244V245H108ZM160 246H159V245ZM164 244V246L161 248V246ZM182 244V247H181ZM51 247H50V246ZM58 245V246H57ZM78 245V246H77ZM104 245V246H103ZM143 249H142V246ZM147 245V246H146ZM40 246V247H39ZM44 247V248H41ZM47 246V247H46ZM80 250H78L76 247ZM91 246V247H90ZM153 246V247H152ZM177 246V247H178ZM186 246V247H185ZM72 247V248H71ZM87 247V248H86ZM97 247V249H96ZM104 247V248H103ZM150 249H149V248ZM156 250H155V248ZM185 247V248H184ZM41 248V249H40ZM48 248V249H47ZM52 248V249H51ZM61 248V249H60ZM64 248V249H63ZM69 248V249H68ZM84 248V249H83ZM90 248V249H89ZM107 248V249H106ZM146 248V249H145ZM55 249V251L53 250ZM59 251H58V250ZM67 249V251H66ZM74 249V250H73ZM111 249V250H110ZM145 249V251H144ZM159 249V250H158ZM187 249V250H185ZM190 249V250H189ZM42 250V251H41ZM51 250V251H50ZM88 250V251H87ZM90 250V251H89ZM97 250V251H96ZM106 250V252H105ZM149 250V251H148ZM158 250V251H157ZM61 251V252H60ZM63 251V252H62ZM104 251V252H103ZM108 251V252H107ZM128 251V252H127ZM152 251V252H151ZM162 251V252H161ZM187 251V252H186ZM46 254H44V253ZM147 252V253H145ZM42 253V254H41ZM64 253V254H63ZM68 253V254H67ZM94 253V254H93ZM108 253V254H107ZM112 255H111V254ZM164 253V254H163ZM167 255H166V254ZM70 254V255H69ZM76 254V257H75ZM84 254V255H83ZM99 254V255H97ZM106 254V255H105ZM147 254V255H145ZM183 254V255H182ZM190 254V255H189ZM44 255V256H42ZM65 255V256H64ZM89 255V256H88ZM94 255V256H93ZM103 255V256H102ZM160 255V257H159ZM163 255V256H162ZM185 255V256H184ZM229 255V253H228ZM227 255V258L230 260L228 261L229 264H235L237 263L236 259L234 261L233 258H229ZM231 255V254H230ZM68 256V257H67ZM80 256V257H79ZM82 256V257H81ZM93 256V257H92ZM99 256V257H98ZM167 256V257H166ZM187 256V257H186ZM45 257V258H44ZM59 257V259H58ZM61 257V258H60ZM71 257V258H70ZM75 257V258H74ZM90 257V258H89ZM148 257L150 259H148ZM164 257L166 258L164 259ZM190 257V258H189ZM192 257V258H191ZM221 257V256H220ZM218 256V259H216V264H221L222 261V257L220 258ZM54 258V259H53ZM68 258V259H67ZM84 258V259H83ZM95 258V259H94ZM63 259V260H62ZM112 259V260H111ZM116 259V260H114ZM164 259V260H163ZM194 259V260H193ZM47 260V261H46ZM58 260V261H57ZM61 260V261H60ZM69 260V261H68ZM82 260V261H81ZM88 260V262H87ZM99 260V261H98ZM158 260V261H157ZM172 260V261H171ZM1 261V260H0ZM51 261V262H50ZM55 261H57V263H55ZM67 261V262H66ZM79 263H78V262ZM81 261V262H80ZM90 261V262H89ZM95 261L97 263H95ZM109 261V262H108ZM132 261V262H131ZM151 261V262H150ZM158 263H157V262ZM190 261V262H189ZM194 261V262H191ZM220 261V263H219ZM85 262V263H84ZM94 262V263H93ZM161 262V263H160ZM164 262V263H163ZM231 262V263H230ZM40 262H38L39 264ZM174 263V264H175ZM1 264V262H0ZM41 264V263H40Z\"/></svg>", "mask_w": 264, "mask_h": 264}, {"label": "bare ground", "instance_id": "bare-ground-1", "mask_svg": "<svg viewBox=\"0 0 264 264\" xmlns=\"http://www.w3.org/2000/svg\"><path fill=\"white\" fill-rule=\"evenodd\" d=\"M1 1V0H0ZM5 1V0H4ZM24 1V0H23ZM32 1V0H31ZM50 1V0H49ZM52 3L54 0H51ZM62 1V0H61ZM69 1V0H68ZM77 1V0H76ZM80 1V0H79ZM83 1V0H82ZM108 1V0H107ZM106 0H91L89 2H91L92 7V11H93V16H92V20H93V28L92 31L94 33V36L96 35L95 39H97L100 42V39L102 36H107V42L106 45H109V49L111 50V52L108 55L109 57V62L107 60V62L110 65H107L109 67V71L111 72L112 77L109 76V71H108V75L103 74L105 77H110V79H108V87H107V83L104 87V89L102 88V90H108L106 98L104 96L105 99H103L102 102V98H98V100H100L101 103H99L101 108V113L99 111V117H100V121L104 124V125H108L110 128L107 127V129H111L109 130L110 133L111 131L113 133L118 132V126L119 124L123 121V122H128V117L127 114L128 112H130V121L131 122L129 125L130 127L132 125H135L137 129H139V127H143L144 124L143 123H147L148 121H146V119L150 118V115L152 112H156L159 113L158 111V106L156 100L153 97V90L156 89L155 87H158V85L161 87L162 91H165L164 94V105H165V109H164V113H163V135H162V143H161V153L160 156L163 161L167 162L168 165V169H170L172 171V174L175 175V165H179L176 168H180L178 171L180 172L179 178L181 180V182L184 184V186L187 185V183L190 186L191 189V196L189 198V200L187 201V203H183L184 205L182 206L181 211L180 212V219H179V223L180 226L182 225V227H186L187 231H189L188 233V237H190L189 242H191L190 244L192 245L194 252L192 251V254H195V258L198 259L197 264H216V259H218V256L222 259V263L221 264H229L228 261H230L227 258V255L229 258H233L234 261L236 259L237 263L235 264H264V186L258 187V185L255 183L253 185L252 181L249 183H245L239 182V180L237 179V177H235V173H237L236 169H234V162L233 157L229 158L227 156V145L228 144V140L229 136L232 135L236 130H238V119L239 117L244 114L242 112H239V110H237L235 108L236 103L240 100H243L244 98V94L241 91L244 88V85H246L245 88L250 89L251 92L254 94H256L257 89H262L264 86V0H117L119 1L118 3L121 5L119 8H112L113 5L112 3L109 4ZM112 0H110L111 2ZM116 4L114 7H118L119 5ZM26 2V1H25ZM34 2V1H33ZM39 5L40 0H37ZM47 2V1H46ZM55 2H58V0ZM63 2V1H62ZM61 2V3H62ZM67 2V1H65ZM9 3V2H7ZM20 3V2H19ZM23 3V2H21ZM20 3V4H21ZM27 3V2H26ZM29 3V2H28ZM45 3V1H44ZM48 3V2H47ZM50 3V2H49ZM61 3H59L60 5H62ZM73 3V1H72ZM77 3V2H76ZM80 3V2H79ZM83 3V2H82ZM87 2H85L86 4ZM43 4V2H42ZM58 4V5H59ZM70 4V3H69ZM112 5V7H110ZM2 5V4H1ZM35 5V7H36ZM56 5V3L54 4ZM74 5V3H73ZM84 4H82L81 6H83ZM117 5V6H116ZM14 6V5H13ZM25 6V5H24ZM27 6V5H26ZM31 6V5H30ZM50 6V5H49ZM53 6V4H52ZM66 6L68 7V5L66 4ZM75 6V5H74ZM80 6V7H81ZM89 6V5H87ZM85 5V7H87ZM7 7V6H6ZM5 7V8H6ZM10 7V6H9ZM29 7V6H28ZM46 7V6H45ZM51 7V6H50ZM58 8H60L59 6H57ZM65 7V6H63ZM62 7V8H63ZM79 7V5H78ZM126 7V9L124 10V8ZM22 8V7H21ZM56 8V6H55ZM76 8V7H75ZM88 8V9H89ZM9 9V8H8ZM31 9L32 6H31ZM39 9V8H38ZM44 8H42L41 6V2H40V13L43 14ZM51 9V8H50ZM61 9V8H60ZM69 9V8H68ZM71 9V8H70ZM83 9V8H82ZM87 9V10H88ZM28 10V9H27ZM54 10V8H53ZM51 10V11H53ZM58 10V9H57ZM77 10V9H76ZM85 10V9H83ZM86 10V11H87ZM123 10V11H122ZM8 11V10H7ZM17 11V10H16ZM20 11V10H19ZM31 11V10H30ZM35 11V10H34ZM37 11V10H36ZM56 11V10H55ZM79 11V9H78ZM91 11V10H90ZM91 11V12H92ZM6 12V11H5ZM24 12V10L22 11ZM50 12V11H48ZM70 12V11H69ZM74 12V10H73ZM72 12V13H73ZM84 12V11H83ZM119 12H123V14L119 15ZM2 13V12H1ZM0 13V14H1ZM4 13V11H3ZM10 13V12H9ZM12 13V12H11ZM38 13V11H37ZM47 13V12H46ZM59 13V12H58ZM71 13V12H70ZM71 13V14H72ZM76 13H78L76 11ZM82 13V12H81ZM89 13V11H88ZM23 14V13H22ZM35 14V13H33ZM39 14V13H38ZM41 14L37 15L40 16ZM53 15H55L52 12ZM57 14V13H56ZM83 14V13H82ZM14 15V14H13ZM29 15V14H28ZM31 15V14H30ZM62 15V14H60ZM67 15V14H65ZM63 15V16H65ZM1 16V15H0ZM26 16V15H25ZM24 16V17H25ZM36 16V17H37ZM44 16V15H43ZM41 15V18L43 17ZM56 16V15H55ZM59 16V14H58ZM72 16V15H71ZM88 16V15H87ZM91 16V13H90ZM3 17V16H2ZM12 17V16H11ZM10 17V18H11ZM33 17V16H32ZM46 17V15H45ZM51 16L49 15V18ZM70 17V16H69ZM74 17V16H72ZM82 17V16H80ZM20 18V17H19ZM29 18V17H28ZM27 18V19H28ZM62 18V17H61ZM68 18V15H67ZM118 18V20L121 22V24H125L126 25V30L129 33V35L131 34V37L133 36L134 38H138V43L136 42V45L138 44V49L137 51H139L136 54H139V59L134 60L135 58L132 59V61L130 59H124V57H122V53H123V45L122 43H117V41H115V39H113L114 36L111 35V26H113V23L115 22V20ZM7 19V18H6ZM15 19V18H14ZM26 19V17H25ZM33 19V18H32ZM46 19V18H45ZM54 19V18H53ZM64 19V18H63ZM66 19V18H65ZM69 19V18H68ZM76 19V17H75ZM82 19V18H81ZM90 19V18H89ZM2 19H0L1 21ZM13 20V17H12ZM38 20V19H37ZM50 20V19H49ZM55 20V19H54ZM59 20V19H58ZM61 20V19H60ZM22 21V20H21ZM25 21V20H24ZM52 21V19H51ZM62 21V20H61ZM65 21V20H64ZM76 21V20H75ZM78 21V20H77ZM82 21V20H80ZM11 22V21H10ZM13 22V21H12ZM16 22V21H15ZM14 22V23H15ZM28 22V21H27ZM41 22V21H40ZM44 22H46L44 20ZM6 22L4 23L3 20V24H6ZM51 23V22H50ZM56 23V22H55ZM60 23V21H59ZM66 23V22H65ZM78 23V22H77ZM80 23V22H79ZM85 23V22H84ZM9 24V23H8ZM18 24V23H17ZM27 23H25L26 25ZM34 24V23H33ZM32 24V25H33ZM41 24V23H40ZM39 24V25H40ZM49 24V21L48 23ZM58 24V23H57ZM67 24V23H66ZM74 24V23H73ZM13 26V24H11ZM38 25V26H39ZM60 25L62 26V23H60ZM81 25V23H80ZM91 25V23H90ZM21 26V25H20ZM35 26V25H34ZM37 26V27H38ZM50 25H47V27ZM77 26V24H76ZM91 26V27H92ZM115 26V25H114ZM122 26V25H121ZM11 27V26H10ZM29 27V26H28ZM55 27V25H54ZM59 27V26H58ZM66 27V25H65ZM68 27V25H67ZM81 27V26H80ZM125 27V26H124ZM32 28V27H31ZM50 28V27H49ZM77 28V27H76ZM87 28V27H86ZM15 29V27H14ZM35 29V28H34ZM33 29V30H34ZM38 29V28H37ZM41 29V28H40ZM47 29V28H46ZM44 29V30H46ZM52 29V28H51ZM55 29V28H54ZM60 29V28H59ZM58 29V30H59ZM66 29V28H65ZM70 29V28H69ZM73 29V28H72ZM114 29V28H112ZM119 29V28H118ZM117 29V30H118ZM123 29V28H122ZM124 29V30H125ZM11 30V29H10ZM21 30V28H20ZM32 30V29H31ZM28 30V31H31ZM71 30V29H70ZM75 30V28H74ZM89 30V29H88ZM121 30V29H120ZM119 30V31H120ZM22 31V30H21ZM49 31V30H48ZM52 31V30H50ZM68 31V30H67ZM77 31V30H75ZM14 32V30H13ZM18 32V31H17ZM26 32V31H25ZM33 32V31H32ZM35 32V31H34ZM40 32V30H39ZM44 32V31H43ZM46 32V31H45ZM56 32V30H55ZM74 32V31H73ZM84 32V31H83ZM15 33V32H14ZM30 33V32H29ZM48 33V32H47ZM63 33V32H61ZM65 33V30H64ZM77 33V32H76ZM74 32V34H76ZM21 34V33H20ZM24 34V33H23ZM22 34V36L24 37V35ZM37 34V33H36ZM41 34V33H40ZM46 34V33H45ZM51 34V32H50ZM57 34V32H56ZM70 33H68L69 35ZM72 34V33H71ZM118 35V33H116ZM126 34V32H125ZM10 35V34H9ZM39 35V34H38ZM38 35H36V37H38ZM58 35V34H57ZM57 35H55L57 37ZM77 35V34H76ZM121 35V33H120ZM18 36V35H16ZM52 37L54 35H51ZM64 36V35H63ZM73 36V34H72ZM92 36V35H91ZM112 36V38H110ZM127 36V35H126ZM41 37V36H40ZM43 37V36H42ZM49 37V36H48ZM48 37L47 40L49 39ZM60 37V36H59ZM71 37V36H70ZM69 37V38H70ZM119 37V36H118ZM8 38V37H7ZM17 38V37H16ZM16 38L14 41H16ZM26 39V37H24ZM44 38V37H43ZM42 38V39H43ZM58 38V37H57ZM56 38V39H57ZM61 38V37H60ZM91 38V37H90ZM106 38V37H105ZM132 38V39H134ZM135 38V39H136ZM21 39V38H20ZM33 39V38H32ZM41 38L39 40H42ZM63 39V38H62ZM62 39H60L62 41ZM77 39V37H76ZM94 40V38H92ZM91 39V41H92ZM9 42V39H7ZM6 40V41H7ZM18 40V39H17ZM29 40V39H28ZM46 40V39H45ZM58 40V39H57ZM66 40V39H65ZM87 40V39H86ZM122 40V39H121ZM125 40V39H124ZM130 40V39H129ZM128 40V41H129ZM77 41V40H75ZM104 42V40H102ZM134 41V40H132ZM45 42V41H44ZM66 42V41H65ZM64 42V43H65ZM69 42V41H68ZM85 42V41H84ZM83 42V43H84ZM87 42V41H86ZM120 42V41H119ZM13 43V42H12ZM31 43V41L29 42ZM33 43V42H32ZM36 43V41H35ZM43 43V42H42ZM59 43V42H58ZM62 43V42H61ZM60 43V44H61ZM82 43V42H81ZM90 43V42H89ZM88 43V44H89ZM127 43V42H126ZM10 44V43H9ZM20 44V43H19ZM22 44V43H21ZM20 44V45H21ZM41 44V43H40ZM44 44V43H43ZM59 44V45H60ZM91 44V43H90ZM97 44V43H96ZM101 44V43H100ZM129 44V42L127 43ZM141 44V45H140ZM54 45V44H53ZM63 46V44H61ZM68 45V44H67ZM78 45V44H77ZM92 45V44H91ZM91 45H89V47H91ZM94 45V44H93ZM105 45V44H104ZM126 45V44H125ZM131 45V43H130ZM135 45V44H134ZM7 46V45H6ZM52 46V45H51ZM66 46V45H64ZM73 46V45H71ZM96 46V45H95ZM101 46V45H100ZM133 46V44H132ZM27 47V46H26ZM25 47V48H26ZM30 47V46H29ZM33 47V46H32ZM37 48V46H35ZM79 47V46H78ZM106 47V46H105ZM125 47V46H124ZM11 48V47H10ZM24 48V47H23ZM39 48V47H38ZM51 48V47H50ZM62 48V47H61ZM66 48V47H65ZM102 48V47H101ZM134 48V47H132ZM131 48V49H132ZM137 48V46L135 47ZM134 48V49H135ZM13 49V48H12ZM19 48L17 47V50ZM32 49V48H31ZM40 49V48H39ZM41 49H42V45H41ZM40 49V50H41ZM59 49V48H57ZM70 49V48H69ZM80 49V48H79ZM78 49V50H79ZM90 49V48H89ZM108 49V48H107ZM9 50V49H8ZM51 50V49H49ZM68 50V49H67ZM85 50V49H84ZM94 50V49H93ZM4 51V50H3ZM15 51V50H14ZM55 51V50H54ZM57 51V50H56ZM62 51V50H61ZM82 51V50H80ZM100 51V48H99ZM109 51V50H108ZM125 51V50H124ZM136 51V50H135ZM17 52V51H16ZM26 52V49H25ZM32 52V51H31ZM35 52V50L33 51ZM32 52V54H33ZM70 52V51H69ZM96 52V51H93ZM105 52V51H104ZM10 53V51H9ZM41 53V52H39ZM56 53V52H55ZM65 53V51L63 52ZM73 52H71L70 54H72ZM77 53V52H76ZM84 53V52H83ZM82 53V54H83ZM88 53V52H87ZM86 53V54H87ZM98 53V52H97ZM107 53V52H105ZM200 53V54H199ZM19 54V53H18ZM43 53H41L42 55ZM67 54V51H66ZM79 53H77L78 55ZM100 54V53H99ZM102 54V53H101ZM104 54V53H103ZM133 54V52H132ZM2 55V54H0ZM38 55V54H37ZM60 55V54H59ZM76 55V54H75ZM80 55V54H79ZM104 55V56H107ZM127 55V54H126ZM3 56V55H2ZM1 56V58H2ZM11 56V55H10ZM18 56V55H17ZM21 56V55H20ZM24 56V55H23ZM30 56V55H29ZM67 56V55H66ZM83 56V55H81ZM85 56V55H84ZM125 56V55H124ZM33 56L31 55V58ZM36 57V55H35ZM34 57V58H35ZM44 57V55H43ZM52 57V56H51ZM54 57V56H53ZM62 57V56H61ZM70 57V56H68ZM80 57V56H79ZM78 57V58H79ZM86 57V56H85ZM83 57V58H85ZM103 57V56H102ZM4 58V57H3ZM13 58V57H11ZM15 58V57H14ZM18 58V57H17ZM26 58V57H25ZM33 58V59H34ZM38 58V57H37ZM63 58V57H62ZM65 58V57H64ZM77 58V60H78ZM88 58H90L88 56ZM104 58V57H103ZM137 58V57H136ZM16 59V58H15ZM21 59V58H20ZM40 59V57H39ZM58 59V58H57ZM82 59V58H81ZM1 60V59H0ZM6 60V59H5ZM9 60V59H8ZM27 60V59H26ZM25 60V61H26ZM32 60V59H31ZM42 60V59H41ZM67 60V59H66ZM76 60V58H75ZM76 60V62H77ZM80 60V58H79ZM84 60V59H83ZM88 59L86 58V61ZM127 60V62H126ZM133 63H130V61ZM2 61V60H1ZM37 61V59H36ZM46 61V60H45ZM48 61V60H47ZM56 61V60H55ZM58 61V60H57ZM73 61V60H71ZM81 61V60H80ZM79 61V63H80ZM85 61V62H86ZM89 61V60H88ZM93 61V60H92ZM4 62V61H3ZM2 62V63H3ZM8 62V61H7ZM16 62V61H15ZM24 62V60H23ZM33 62V61H32ZM35 62V61H34ZM39 62V60H38ZM43 62V61H42ZM49 62L52 63V61L50 60ZM65 62V61H64ZM74 62V61H73ZM96 62V60H95ZM46 65V62H44ZM48 63V62H47ZM57 63V62H56ZM92 63V62H91ZM97 63V62H96ZM99 63V62H98ZM1 64V62H0ZM8 64V63H7ZM14 64V63H13ZM16 64V63H15ZM21 64V63H20ZM25 64V63H24ZM35 64V63H32ZM41 64V63H39ZM73 64V63H72ZM95 64V63H94ZM2 65V64H1ZM54 65V64H53ZM76 65V64H75ZM81 65V64H80ZM84 65V63H83ZM87 65V64H86ZM89 65H91L89 63ZM103 65V64H102ZM22 66V65H21ZM25 66V65H24ZM32 66V65H31ZM43 66V65H41ZM57 66V65H56ZM62 66V64H61ZM97 66V65H96ZM2 66H0L1 68ZM6 67V66H5ZM4 67V70H5ZM17 67V66H16ZM44 67V66H43ZM46 67V66H45ZM59 67V66H58ZM63 67V66H62ZM60 67V68H62ZM77 68V66H75ZM82 67V66H81ZM79 67V68H81ZM84 67V66H83ZM86 67V66H85ZM88 67V66H87ZM86 67V68H87ZM101 67V66H100ZM11 69V67H8ZM41 68V67H39ZM54 68V67H53ZM64 68V67H63ZM90 68V66L88 67ZM104 68V67H103ZM25 69V68H24ZM23 69V70H24ZM52 69V68H50ZM56 69V68H54ZM71 69V68H70ZM74 69V68H73ZM92 69V67H91ZM96 69V68H95ZM98 69V68H97ZM104 69H107L106 66ZM2 70V69H0ZM7 70V69H6ZM9 70V69H8ZM31 70V69H30ZM33 70V69H32ZM39 70V69H38ZM43 70H45V68H43ZM58 70V68H57ZM66 70V69H65ZM69 70V68H68ZM80 70V69H78ZM77 70V72H78ZM87 70V69H85ZM94 70V69H93ZM11 71V70H10ZM21 71V70H20ZM29 71V70H28ZM36 71V70H35ZM62 71V70H61ZM81 71V70H80ZM88 71V70H87ZM7 72V71H5ZM24 72V71H23ZM26 72V71H25ZM24 72V73H25ZM51 72V71H50ZM57 72V71H56ZM60 72V69H59ZM100 72V71H99ZM40 73V71H39ZM46 73V72H45ZM48 73V72H47ZM53 73V72H52ZM88 73V72H87ZM95 73V71H94ZM11 74V73H9ZM13 74V73H12ZM22 74V73H21ZM35 74V73H34ZM49 74V73H48ZM56 74V73H55ZM61 74V73H60ZM67 74V72H66ZM73 74V73H72ZM91 74V73H90ZM23 75V74H22ZM45 75V74H43ZM47 75V74H46ZM69 75V74H67ZM79 75V74H78ZM77 75V76H78ZM88 75V74H85ZM92 75V74H91ZM96 75V74H95ZM6 76V75H5ZM21 76V75H20ZM26 76V75H25ZM62 76V75H61ZM90 76V75H89ZM101 76V75H100ZM24 77V76H22ZM43 77V76H42ZM53 77V76H52ZM70 77V76H69ZM68 77V78H69ZM73 77V76H72ZM88 77V76H87ZM95 77V76H94ZM102 78V80L105 82L106 78ZM12 78V77H11ZM20 78V77H19ZM27 78V77H26ZM25 78V79H26ZM48 78V77H47ZM59 78V77H58ZM77 78V77H75ZM83 78V77H82ZM78 79L79 80H82ZM91 78V77H90ZM96 78V77H95ZM5 79V77H4ZM3 79V80H4ZM10 79V78H7ZM28 79V78H27ZM38 78H36L37 80ZM88 79V78H86ZM85 79V80H86ZM2 80V81H3ZM12 80V79H11ZM16 80V79H15ZM35 80V79H33ZM42 80V79H41ZM59 80V79H58ZM71 80V78H70ZM84 80V81H85ZM88 83L90 82V79H88ZM96 81V79H94ZM93 80V81H94ZM101 80V82H102ZM30 81V79H29ZM61 81V79H60ZM59 81V82H60ZM65 81V79H64ZM77 81V80H76ZM93 81L91 83H93ZM94 81V82H95ZM99 81V80H98ZM182 81H184L183 86L181 85ZM211 81V82H210ZM1 82V81H0ZM7 82V81H5ZM33 82V81H32ZM47 82V81H46ZM107 82V81H106ZM215 84L217 92H219L218 95H220L218 98L216 96L213 95V98L215 102H218V104L216 103V105L214 106L212 102L211 105H213L214 107V119L216 121V128H215V132L213 137L211 138V145L208 146L205 139L203 141V138L205 137L204 133L205 130L203 131V127H201L200 129V121L202 118H204L203 112L201 111H197L199 110L198 103H195L197 99L195 93H192V88H195L194 85L191 84H197L200 87H203V91L208 90L210 83ZM40 83V82H39ZM43 83V82H42ZM53 83V82H51ZM87 83V85H88ZM111 83V84H110ZM207 83L209 84L207 86ZM16 84V83H15ZM22 84V83H21ZM27 84V83H26ZM44 84V83H43ZM65 84V83H64ZM63 84V85H64ZM71 84V83H70ZM78 84V83H77ZM83 84V82L81 83ZM85 84V83H84ZM98 84V83H97ZM105 84V83H104ZM36 85V84H35ZM59 85V84H58ZM74 85V84H73ZM71 85V86H73ZM4 86V84H3ZM39 86V85H38ZM42 86V85H41ZM67 86V85H66ZM70 86V87H71ZM78 86V85H77ZM91 86V85H90ZM96 86V85H95ZM185 86V87H184ZM194 86V87H193ZM8 87V86H7ZM21 87V86H20ZM34 87V86H33ZM62 87V86H61ZM76 87V86H75ZM73 87V88H75ZM80 87V86H79ZM87 87V86H86ZM100 87V85L98 86ZM215 87V86H212ZM15 88V87H14ZM45 88V87H44ZM51 88V87H50ZM65 88V87H64ZM82 88V87H81ZM85 88V87H84ZM91 88V87H90ZM97 88V87H95ZM188 88L192 91L189 90ZM1 89V88H0ZM17 89V88H16ZM58 89V88H57ZM94 89V88H93ZM92 89V90H93ZM183 89V90H181ZM20 90V89H18ZM23 90V89H22ZM55 90V89H54ZM60 90V88L58 89ZM57 90V91H58ZM63 90V89H62ZM65 90V89H64ZM75 90V89H74ZM81 90V89H80ZM90 90V92L92 91ZM97 90V89H95ZM159 90V89H158ZM177 90H181L183 91V93L180 91L181 96H184V101H185V105L190 109V110H196V108L194 107L195 105L197 106V110L192 113V116L195 117V124H191L188 127H185V129H180L179 125L177 127L176 122L178 121H174L172 122L170 119V112H171V108L172 105L175 101V97L176 94L175 92ZM263 90V89H262ZM17 91V90H16ZM32 91V90H31ZM47 91V90H46ZM54 91V92H57ZM71 91V90H70ZM73 91V90H72ZM82 91V90H81ZM98 91V90H97ZM202 91V90H201ZM209 91V90H208ZM2 92V91H1ZM5 92V91H4ZM15 92V91H14ZM44 92V91H43ZM52 92V91H51ZM50 92V93H51ZM67 93V91H65ZM84 92V91H83ZM102 92V91H101ZM178 92V91H177ZM195 92V89H194ZM3 93V92H2ZM13 93V92H11ZM20 93V92H19ZM31 93V92H30ZM39 93V92H38ZM47 93V92H46ZM45 93V94H46ZM59 93V92H58ZM65 93V95H66ZM74 93V92H73ZM88 93V92H87ZM98 93V92H96ZM100 93V92H99ZM104 93V91H103ZM160 93V92H159ZM211 93V92H210ZM5 94V93H3ZM17 94V93H16ZM48 94V93H47ZM53 94V93H52ZM72 94V93H71ZM81 94V93H80ZM95 94V92H94ZM163 94V92H162ZM161 94V95H162ZM194 94V97H193ZM32 95V93H31ZM29 95V96H31ZM34 95V94H33ZM44 95V94H43ZM68 95V94H67ZM74 95V94H73ZM82 95V94H81ZM93 95V94H92ZM198 95V94H197ZM217 95V94H216ZM257 95V94H256ZM2 96V95H1ZM14 96V95H13ZM36 96V95H35ZM75 96V95H74ZM90 96V95H89ZM94 96V95H93ZM97 96V94H96ZM247 96V95H246ZM19 97V96H18ZM21 97V96H20ZM24 97V95H23ZM39 97V96H36ZM44 97V96H43ZM49 97V96H48ZM52 97V96H51ZM59 97V96H58ZM69 97V96H68ZM66 96V98H68ZM78 97V96H77ZM87 97V96H86ZM95 97V96H94ZM210 97V96H209ZM259 97L261 98V96L259 95ZM4 99V96L2 97ZM8 99H10L9 97H7ZM25 98V97H24ZM28 98V97H27ZM50 98V97H49ZM70 98V97H69ZM79 98V97H78ZM77 98V100H78ZM206 98V97H205ZM211 96V99H213ZM254 98V97H253ZM252 98V99H253ZM6 99V98H5ZM36 99V98H34ZM52 99V98H51ZM50 99V101H51ZM62 99V98H60ZM71 99V98H70ZM87 99V98H86ZM257 99V98H256ZM65 100V99H64ZM81 100V99H80ZM97 100V101H98ZM155 100V102H154ZM196 100V101H195ZM255 102V99H253ZM2 101V100H1ZM8 101V100H7ZM5 100V102H7ZM11 101V100H10ZM9 101V102H10ZM16 101V100H15ZM29 101V100H28ZM38 101V100H37ZM49 101V100H48ZM49 101V102H50ZM59 101V100H57ZM71 103L73 100H70ZM95 101V100H94ZM96 101V102H97ZM161 101V100H160ZM180 101V100H179ZM183 101V102H184ZM208 101V100H207ZM251 101V100H250ZM258 101H261V99H259ZM76 102V101H75ZM181 102V101H180ZM249 102V101H248ZM247 102V103H248ZM252 102V104H253ZM14 102H12L13 104ZM18 103V102H17ZM27 103V102H26ZM30 103V102H29ZM28 103V104H29ZM38 103V102H35ZM42 103V102H41ZM53 103V102H52ZM56 103V102H54ZM59 103V102H58ZM66 103V102H64ZM70 103V105H72ZM78 103V102H77ZM161 103V102H160ZM195 103V104H194ZM251 103V102H250ZM3 104V102H2ZM10 104V105H12ZM20 104V103H19ZM63 104V103H62ZM74 104V103H73ZM86 104V103H85ZM96 104V103H95ZM194 104V106H193ZM240 104V103H238ZM9 105V104H8ZM38 105V104H37ZM48 105V104H47ZM52 105V104H51ZM69 105V104H68ZM89 105V104H88ZM163 105V106H164ZM180 105V103H179ZM183 105V104H182ZM200 105V104H199ZM210 105V103H209ZM219 105V106H217ZM244 105V104H243ZM6 106V105H5ZM20 106L22 107V105L20 104ZM32 106V105H31ZM44 106V105H43ZM49 106V105H48ZM56 106V105H55ZM73 106V105H72ZM79 106V105H77ZM76 106V108H77ZM185 106V107H186ZM193 106V107H192ZM247 106V105H245ZM243 106V107H245ZM255 106V104H254ZM4 107V106H3ZM9 107V106H8ZM16 107V106H15ZM14 107V108H15ZM38 107V106H37ZM36 107V109H37ZM45 107V106H44ZM62 107V105H61ZM68 107V106H67ZM75 107V106H73ZM81 107V106H80ZM90 107V106H89ZM95 107H98L97 105H95ZM206 107V106H205ZM237 107V106H236ZM10 108V107H9ZM24 108V106H23ZM26 108V107H25ZM64 108V106H63ZM70 108V107H69ZM202 108V106H201ZM204 108V107H203ZM202 108V109H203ZM250 108V107H249ZM252 108V107H251ZM250 108V109H251ZM259 107L256 108V110ZM19 109V108H18ZM17 109V110H18ZM55 109V108H54ZM61 109V108H60ZM68 109V108H66ZM75 109V108H74ZM96 109V108H95ZM175 109V108H174ZM179 109V108H178ZM186 109V108H185ZM255 109V107H254ZM8 110V109H6ZM14 110V109H13ZM26 110L28 111V109L26 108ZM34 110V109H33ZM42 110V109H41ZM48 110V108H47ZM78 110V109H77ZM76 110V112H77ZM84 110V108H83ZM122 113V118L120 119L121 121H119V119H116V113ZM151 110V111H150ZM181 110V109H180ZM244 110V109H243ZM255 110V111H256ZM259 110V109H258ZM263 110V109H262ZM12 111V110H10ZM20 111V110H19ZM22 111V110H21ZM20 111V112H21ZM32 111V109H31ZM37 111V110H34ZM40 111V109H39ZM54 111V110H53ZM56 111V110H55ZM54 111V112H55ZM58 111V109H57ZM82 111V110H81ZM97 111V109H96ZM116 111V113H114ZM182 111V110H181ZM189 111V110H187ZM209 111V110H208ZM245 111V110H244ZM252 111V110H251ZM254 111V112H255ZM7 112V111H6ZM13 112V111H12ZM16 112V111H15ZM18 112V111H17ZM63 112V111H62ZM60 112V113H62ZM69 112V111H68ZM75 112V111H73ZM151 112V113H150ZM177 112V111H176ZM185 112V111H184ZM250 111H247V115L252 116V113ZM253 112V111H252ZM259 112V111H258ZM23 113V112H22ZM27 113V112H26ZM48 113V112H47ZM67 113V112H66ZM70 113V112H69ZM81 113V112H80ZM113 113L114 118H113ZM186 113V112H185ZM14 114V113H13ZM17 114V113H16ZM19 114V112H18ZM36 114V113H34ZM50 114V113H49ZM53 114V113H52ZM50 114V115H52ZM75 114V113H74ZM94 116V113H92ZM176 115V113H174ZM191 114V113H190ZM205 114V113H204ZM257 114V111H256ZM255 114V115H256ZM259 114V113H258ZM264 114V113H263ZM11 115V114H10ZM38 115V114H37ZM40 115V113H39ZM72 115V114H71ZM80 115V114H79ZM119 115V114H118ZM149 115V116H148ZM153 115V114H152ZM160 115V114H159ZM162 115V114H161ZM180 115V113H179ZM3 116V115H2ZM20 117H22L19 114ZM24 116V115H23ZM84 116V114L82 115ZM86 116V114H85ZM97 116V115H95ZM94 116V117H95ZM149 118H146V117ZM174 116V115H173ZM243 116V115H242ZM248 116V117H249ZM254 116V115H253ZM9 117V116H8ZM38 117V116H36ZM75 117V116H73ZM92 117V116H91ZM97 117V118H99ZM117 117V116H116ZM154 117V116H153ZM209 117V116H208ZM224 117L226 118V124H224L223 126V119ZM256 117V116H254ZM263 117V116H262ZM17 118V117H16ZM57 118V116H56ZM64 118V117H63ZM87 118V116H86ZM93 118V117H92ZM96 118V119H97ZM162 118V117H161ZM172 118V117H171ZM261 117H259L260 119ZM2 121V118H0ZM6 119V117H5ZM13 119V117H12ZM11 119V120H12ZM24 119V118H23ZM21 119V120H23ZM43 119V118H42ZM68 119V118H67ZM66 119V121H68ZM89 119V117H88ZM91 119V118H90ZM246 119V118H245ZM254 119V118H253ZM252 119V120H253ZM258 119V115L257 118ZM254 119V121H255ZM34 120V119H33ZM53 120V119H52ZM73 120V119H72ZM92 120V119H91ZM114 120H118V122H115ZM145 120V122H143ZM183 120V119H182ZM189 120H190V116H189ZM204 120V119H203ZM202 120V121H203ZM241 120H243L241 118ZM14 121V119H13ZM20 121V120H19ZM39 121H43V120H39ZM38 121V122H39ZM49 121V120H48ZM51 121V120H50ZM59 121V119H58ZM63 121V120H61ZM60 121V122H61ZM65 121V123H66ZM70 121V119H69ZM77 121V120H76ZM79 121V120H78ZM77 121V123H78ZM85 121V120H84ZM98 122V120H95ZM158 121V120H157ZM192 121V120H191ZM249 121V120H248ZM262 121V120H261ZM260 121V122H261ZM9 122V121H8ZM7 122V123H8ZM12 122V121H11ZM15 122V121H14ZM25 122V120H24ZM32 122V121H31ZM47 122V121H45ZM91 123V121H89ZM96 122V124H97ZM153 123L155 122L154 120L152 121ZM162 122V120H161ZM190 122V121H189ZM241 122V121H240ZM244 122V121H243ZM242 122V123H243ZM27 123V122H26ZM24 123V124H26ZM29 123V122H28ZM37 123V122H35ZM40 123V122H39ZM38 123V124H39ZM63 123V122H62ZM71 123V121H70ZM87 123V121H86ZM99 123V122H98ZM145 123V124H146ZM184 123V122H183ZM209 123V122H208ZM250 123V122H249ZM256 123V122H255ZM259 123V122H258ZM263 123V122H262ZM3 124V123H2ZM14 124V123H13ZM42 124V123H41ZM82 124V123H80ZM122 125H125L123 123H121ZM120 124V126H121ZM148 125L150 123H147ZM158 124V123H157ZM241 124V123H240ZM254 124V123H253ZM264 124V123H263ZM4 125V124H3ZM2 125V126H3ZM7 125V124H6ZM16 125V123H15ZM18 125V124H17ZM28 125V124H27ZM36 125V124H35ZM46 125V123H45ZM67 125V124H66ZM92 125V124H91ZM151 125V124H150ZM155 125V124H154ZM187 125V124H186ZM246 126V124H244ZM247 125H249L247 123ZM255 125V124H254ZM258 125V124H257ZM12 126V125H11ZM19 126V125H18ZM26 126V125H25ZM60 126V125H59ZM82 126V125H81ZM86 126V125H85ZM94 126V125H93ZM98 126V125H97ZM147 125H145L144 127H146ZM181 126V125H180ZM199 126V127H198ZM35 127V126H34ZM66 127V126H65ZM80 127V126H79ZM89 127V126H88ZM95 127V126H94ZM93 127V129H94ZM244 127V126H243ZM250 127V125H249ZM7 128V127H6ZM10 128V127H9ZM14 128V127H13ZM16 128V127H15ZM18 128V127H17ZM47 128V127H46ZM53 128V126H52ZM62 127H60L61 129ZM92 128V127H91ZM96 128V127H95ZM98 128V127H97ZM102 128V127H101ZM125 128H129V126L125 127ZM148 128V127H147ZM155 128V127H154ZM182 128H184L182 126ZM259 128V127H258ZM8 129V128H7ZM23 129V128H22ZM32 129V128H31ZM34 129V128H33ZM51 129V128H50ZM54 129V128H53ZM86 129V127H85ZM104 128V132H105ZM252 129V128H251ZM257 129V128H256ZM261 129V126L260 128ZM264 129V128H262ZM261 129V130H262ZM3 130V129H1ZM15 130V129H14ZM42 130V128H41ZM49 130V129H48ZM66 130V129H65ZM69 130V129H68ZM82 130V129H81ZM89 130V129H88ZM96 130V129H95ZM100 130V129H99ZM121 130V129H120ZM127 130V129H126ZM132 130V129H131ZM153 130V129H152ZM159 130V129H158ZM207 130V129H206ZM10 131V130H9ZM31 131V130H30ZM47 131V130H45ZM43 130V132H45ZM50 131V130H49ZM57 131V130H56ZM58 131H59V127H58ZM90 131V130H89ZM91 131H94L91 129ZM123 131V130H122ZM202 131H203V135H202ZM248 131V130H247ZM4 132V131H3ZM41 132V133H43ZM51 132V131H50ZM54 132V131H53ZM74 132V131H73ZM77 132V131H76ZM95 132V131H94ZM102 132V131H101ZM104 132H102L104 134ZM111 132V133H112ZM129 132V131H128ZM256 132V131H255ZM34 133V131H33ZM55 133V132H54ZM107 133L105 135H107ZM112 133V134H113ZM126 133V131H125ZM124 133V134H125ZM130 133V132H129ZM243 133V132H241ZM260 133V130H259ZM263 133V131H262ZM74 134V133H73ZM83 134V133H82ZM89 134V132H88ZM119 134V132H118ZM122 135H119L121 138L120 141L122 142V144L124 145V147H121L122 149H120L122 152H120L118 150L119 155H121L122 161L117 160L116 164L118 165L117 167H119L120 165H122V163H124L123 165H126L127 163H130L131 160H133L134 158H138L139 154L137 152L138 150V146L135 140L136 136H134V138L130 139L129 135L125 136L123 134V132L121 133ZM127 134V133H126ZM161 134V133H160ZM253 134V133H252ZM258 134V133H257ZM264 134V133H263ZM3 135V134H2ZM5 135V134H4ZM33 135V134H32ZM47 135V134H46ZM53 137L55 138V134H52ZM67 135V133H66ZM72 135V134H71ZM77 135V134H75ZM124 135V136H123ZM155 135V134H154ZM242 135V134H241ZM256 135V134H255ZM259 135V134H258ZM257 135V136H258ZM8 136V135H7ZM41 136V135H40ZM44 136V134H43ZM50 137V135H48ZM61 136V134H60ZM78 136V135H77ZM83 136V135H82ZM89 136V135H88ZM94 136V134H93ZM101 136V135H100ZM116 136V135H115ZM256 136V137H257ZM261 136L263 137V135L261 134ZM10 137V136H9ZM16 137V136H15ZM19 137V136H18ZM35 137V136H34ZM39 137V136H38ZM42 137V136H41ZM65 137V136H64ZM84 137V136H83ZM82 137V138H83ZM91 137V136H89ZM88 137V138H89ZM108 137V135L106 136ZM111 137V135L109 136ZM108 137V138H109ZM129 139H127V138ZM154 137V136H153ZM236 137V136H235ZM241 137V136H239ZM246 137V136H245ZM248 137V136H247ZM255 137V136H254ZM13 138V137H12ZM25 138V137H24ZM44 138V137H43ZM61 138V137H60ZM72 138V137H71ZM95 138V137H93ZM99 138V137H98ZM116 138V137H115ZM114 138V139H115ZM144 138V137H143ZM141 138V139H143ZM207 138V137H206ZM3 139V138H2ZM1 139V141H2ZM7 139V138H6ZM27 139L29 140V137H27ZM52 139V138H51ZM67 138H64V140ZM74 139V138H73ZM71 139V140H73ZM84 139V138H83ZM111 139V138H110ZM234 139V138H233ZM248 139V138H247ZM254 139V138H253ZM259 139V138H257ZM261 139V138H260ZM263 139V138H262ZM9 140V138H8ZM13 140V139H12ZM36 140V139H35ZM42 141H45V139H41ZM47 140V139H46ZM55 140V139H54ZM58 140V139H57ZM63 140V139H62ZM69 140V139H68ZM76 140V139H75ZM85 140V139H84ZM101 140V139H100ZM105 140V138H104ZM132 140V141H131ZM145 140V139H143ZM235 142L236 144L239 143V141L235 138ZM264 140V139H263ZM0 141V142H1ZM40 141V139H39ZM74 141V140H73ZM79 141V140H78ZM109 141V140H108ZM116 141V140H115ZM232 141V140H231ZM260 141V140H259ZM6 142V141H5ZM11 142V141H10ZM29 142V141H28ZM59 142V141H56ZM68 142V141H67ZM77 142V141H76ZM87 142V141H86ZM234 142V141H233ZM247 142V141H245ZM258 142V141H257ZM21 143V142H20ZM25 143V142H24ZM51 143V141H50ZM60 143V142H59ZM63 143V142H62ZM83 143V141H82ZM111 143V141L109 142ZM116 143H118L116 141ZM155 143V142H154ZM242 143V142H241ZM9 145V143H7ZM57 144V143H56ZM65 144V142H64ZM81 144V142H80ZM94 144V143H93ZM107 144V143H106ZM112 144V143H111ZM109 144V151L112 152V150H110V145ZM151 144V142H150ZM254 144V143H253ZM252 144V145H253ZM3 144H1L2 147ZM5 145V144H4ZM7 145V146H8ZM12 145V144H11ZM54 145V144H53ZM52 145V146H53ZM63 145V144H62ZM75 145V143L73 144ZM96 145V143L94 144V146ZM100 145H103L102 143ZM99 145V146H100ZM116 145H120V144H116ZM126 145V146H125ZM145 145V144H144ZM149 145V144H148ZM208 147H207V146ZM235 145V144H234ZM27 146V144H26ZM35 146V145H33ZM38 146V145H37ZM45 145H43L44 147ZM60 146V145H59ZM68 146V145H66ZM72 146V145H71ZM87 146V145H86ZM114 146V145H113ZM151 146V145H150ZM157 146V145H156ZM239 146V145H238ZM251 146V145H250ZM254 146V145H253ZM258 146V144H257ZM4 147V146H3ZM42 147V146H40ZM47 147V146H46ZM61 147V146H60ZM85 147V146H83ZM116 147V146H115ZM234 147V146H233ZM236 147V146H235ZM12 148V147H10ZM9 148V149H10ZM19 148V147H18ZM22 148V147H21ZM48 148V147H47ZM46 148V149H47ZM59 148V147H58ZM73 148V147H72ZM75 148V147H74ZM73 148V149H74ZM79 148V147H78ZM100 148V147H99ZM106 148V145L104 146L103 149ZM114 148V147H113ZM118 148V147H117ZM237 148V147H236ZM244 148V147H243ZM254 149V147H251ZM263 148V146H262ZM5 149V148H4ZM15 149V148H14ZM33 149V148H30ZM39 149V147H38ZM42 149V148H40ZM45 149V148H44ZM102 148H100L101 150ZM112 149V148H111ZM142 149V148H141ZM140 149V150H141ZM235 149V148H234ZM250 149V148H249ZM261 149V148H260ZM259 149V150H260ZM2 150V149H0ZM17 150V149H16ZM15 150V151H16ZM37 150V149H36ZM48 150V149H47ZM49 150H51L49 148ZM62 150V149H61ZM82 150V149H81ZM88 150V149H87ZM117 150V149H116ZM140 150L139 153H140ZM159 150V149H158ZM244 150V149H243ZM19 151V150H18ZM44 151V150H43ZM54 151V150H53ZM71 151V150H70ZM69 151V152H70ZM76 151V150H75ZM74 151V152H75ZM103 151V150H102ZM114 151V150H113ZM245 151V150H244ZM250 151V150H248ZM258 151V150H257ZM261 151V150H260ZM5 151H3L4 153ZM12 152V151H11ZM30 152V151H29ZM40 152V151H39ZM38 152V153H39ZM51 152V151H50ZM61 152V151H60ZM85 152V151H84ZM105 152V151H103ZM102 152V153H103ZM117 152V151H116ZM253 152V151H252ZM1 153V152H0ZM7 153V152H5ZM13 153V152H12ZM22 153V151H21ZM25 153V152H24ZM53 153V152H52ZM56 153V152H55ZM151 150H150V155H151ZM254 153V152H253ZM252 153V155H253ZM10 155V153H9ZM33 155V153H32ZM31 155V156H32ZM40 155V153H39ZM73 155V153H72ZM83 155V153H82ZM97 155V153H96ZM111 155V153H110ZM108 153V156H110ZM118 155V156H119ZM235 155V152H234ZM233 155V156H234ZM251 155V153H250ZM16 156V153H15ZM45 156V155H44ZM68 156V155H66ZM65 156V158H66ZM87 156V153H86ZM104 156V155H103ZM102 156V157H103ZM107 156V155H106ZM104 156V158L106 157ZM113 156V155H112ZM116 156V155H115ZM114 158H117L115 157ZM152 156V155H151ZM244 156V155H243ZM249 156V155H248ZM260 156V155H259ZM5 157V156H4ZM7 157V155H6ZM5 157V158H6ZM9 157V156H8ZM21 157V156H20ZM18 157V158H20ZM35 157V155H34ZM47 157V155H46ZM71 157V156H70ZM84 157V156H83ZM90 157V156H89ZM153 157V156H152ZM242 157V156H241ZM247 157V156H246ZM253 157V156H252ZM39 158V157H38ZM37 158V159H38ZM63 158V156H62ZM61 158V159H62ZM86 158V157H85ZM88 158V157H87ZM99 157H97L98 159ZM140 158V157H139ZM150 158V157H149ZM148 158V159H149ZM236 158V157H235ZM255 158V157H254ZM9 159V158H8ZM23 159V158H22ZM29 162H30V158ZM27 159V160H28ZM32 159V157H31ZM57 159V158H56ZM64 159V158H63ZM75 159V157H74ZM73 159V160H74ZM81 159V158H80ZM83 159V158H82ZM2 160V159H1ZM7 160V158H6ZM14 160V159H13ZM26 160V159H25ZM47 160V159H46ZM54 160V159H53ZM79 160V158L77 159ZM89 159H87L88 161ZM100 159H98L99 162ZM102 160V159H101ZM111 160V159H110ZM109 160V161H110ZM245 160V159H244ZM261 160V159H260ZM3 161V160H2ZM16 161V159H15ZM14 161V163H15ZM24 161V160H23ZM45 161V160H44ZM62 161V160H61ZM66 161V160H65ZM92 161V160H91ZM136 161V160H135ZM138 161V159H137ZM159 161V160H158ZM157 161V162H158ZM235 161V160H234ZM6 162V161H5ZM20 162V161H19ZM26 162V161H25ZM38 162V161H36ZM46 162V161H45ZM56 162V161H55ZM59 162V161H58ZM63 162V161H62ZM83 162V161H82ZM90 162V161H89ZM101 162V161H100ZM103 162L105 163V161L103 160ZM111 162V161H110ZM145 162V160H144ZM156 162V161H155ZM252 162V160H251ZM261 162V161H260ZM13 163V164H14ZM23 163V162H22ZM33 163V162H32ZM39 163V162H38ZM37 163V164H38ZM42 163V162H41ZM50 163V161H49ZM65 163V162H64ZM109 164V162H107ZM106 163V164H107ZM213 163V164H212ZM253 163V162H252ZM259 163V162H258ZM9 164V163H8ZM30 164V163H29ZM60 164V163H58ZM67 164V161H66ZM82 165V163H80ZM86 164V163H85ZM133 164V163H132ZM152 165L154 163H151ZM158 164V163H157ZM264 164V162L262 163ZM3 165V164H1ZM12 165V164H11ZM27 165V164H26ZM32 165V164H31ZM57 165V164H56ZM93 165V164H92ZM95 165V164H94ZM130 165V164H129ZM135 165V163H134ZM148 165V164H147ZM151 165V166H152ZM160 165V164H159ZM162 165V164H161ZM234 165V166H233ZM243 165V164H242ZM253 165V164H252ZM6 166V165H5ZM8 166V165H7ZM24 166V165H23ZM107 166V165H106ZM127 166V165H126ZM137 166V164H136ZM145 166V165H144ZM1 167V166H0ZM13 167V166H12ZM22 167V166H21ZM36 167V166H35ZM39 167V166H38ZM41 167V166H40ZM48 167V166H47ZM52 167V166H51ZM62 167V166H61ZM60 167V168H61ZM66 167V165H65ZM82 167V166H81ZM80 167V168H81ZM86 167V166H85ZM94 167V166H93ZM96 167V166H95ZM111 167V166H110ZM116 167V168H117ZM122 169L126 168L125 166L122 167L120 166ZM134 166L131 165L132 168ZM150 167V166H149ZM252 167V166H251ZM7 168V167H6ZM5 168V169H6ZM25 168V167H24ZM49 168V167H48ZM58 168V167H57ZM74 168V167H73ZM91 168V167H90ZM105 168V166H104ZM103 168V169H104ZM112 168V167H111ZM136 168V167H135ZM148 168V167H147ZM146 168V169H147ZM154 168V167H153ZM255 168V167H254ZM2 169V168H1ZM11 169V168H10ZM15 169V168H14ZM17 169V168H16ZM19 169V168H18ZM47 169V168H46ZM64 169V168H63ZM67 169V168H66ZM98 169V168H97ZM242 169V168H241ZM251 169V168H250ZM3 171H5L4 169H2ZM1 170V171H2ZM13 170V169H12ZM28 170V169H27ZM41 169H39L40 171ZM54 172L57 173V171ZM51 170V171H52ZM57 170V169H56ZM68 170V169H67ZM76 170V169H74ZM86 170V169H84ZM96 170V169H95ZM109 170V169H108ZM119 170V169H118ZM124 170V169H123ZM245 170V169H244ZM262 170H263V166H262ZM11 171V170H10ZM23 171V170H22ZM31 171V170H30ZM44 171V170H43ZM50 171V170H49ZM61 171V170H59ZM100 171V170H99ZM111 171V170H110ZM134 171V170H133ZM138 171V170H137ZM143 171V170H142ZM158 171V170H157ZM9 172V171H8ZM83 172V171H81ZM105 172V171H104ZM131 173V171H129ZM128 172V173H129ZM136 172V171H135ZM134 172V173H135ZM148 172V171H147ZM152 172V169H151ZM167 172V171H166ZM24 173V172H23ZM42 173V172H40ZM44 173V172H43ZM59 173V172H58ZM68 173V171H67ZM85 173V172H84ZM89 173V172H88ZM87 173V174H88ZM99 173V172H98ZM119 173V172H118ZM137 173V172H136ZM5 174V173H4ZM7 174V173H6ZM10 174V173H9ZM21 174V173H20ZM34 174V173H33ZM36 174V173H35ZM47 175V173H44ZM49 174V172H48ZM61 174V173H60ZM91 174V173H90ZM97 174V173H96ZM103 174V173H102ZM112 174V173H111ZM115 174V173H114ZM121 174V173H120ZM139 174V173H138ZM146 174V171H145ZM156 174V172H155ZM168 174V172H167ZM247 174V172H246ZM40 175V174H39ZM65 175V174H63ZM84 175V174H83ZM105 175V174H104ZM109 175V174H108ZM126 175V174H125ZM122 173V177L125 176ZM151 175H153L151 173ZM158 175V174H157ZM164 175H166L164 173ZM169 175V174H168ZM11 176V174H10ZM23 176V175H22ZM37 178V175H35ZM53 176V175H52ZM57 176H59L57 174ZM66 176V175H65ZM80 176V175H79ZM148 176V175H147ZM238 176V175H237ZM39 177V176H38ZM48 177V176H47ZM50 177V176H49ZM54 177V176H53ZM99 177V176H98ZM108 177V176H107ZM135 177V175H134ZM145 177V175H144ZM151 177V176H150ZM150 177L149 180H150ZM168 177V176H167ZM21 178V177H20ZM23 178V177H22ZM25 178V177H24ZM28 178V176H27ZM33 178V177H32ZM43 178V177H42ZM56 176L53 178L55 179ZM64 178V176H63ZM70 178V177H69ZM82 178V177H79ZM89 178V177H88ZM163 178V177H162ZM170 178L171 175L168 177L167 179V184L168 181L170 182ZM7 180V178H5ZM26 179V178H25ZM46 179V178H44ZM52 179V178H51ZM100 179V177H99ZM98 179V181H99ZM108 179V178H106ZM124 180V177L122 178ZM129 179V178H128ZM137 179V178H136ZM142 179H143V172H142ZM246 179V178H245ZM58 180V179H55ZM65 180V179H64ZM69 180V179H68ZM83 180V179H82ZM135 180V178H134ZM146 180V179H145ZM144 180V181H145ZM148 180V181H149ZM156 180V178H155ZM158 180V177H157ZM166 180V179H165ZM253 180V179H252ZM256 180V179H255ZM24 181V180H23ZM32 181V180H31ZM42 181V180H41ZM103 181V180H102ZM108 181V180H106ZM113 181V180H112ZM126 181V180H124ZM161 181V180H160ZM250 181V180H249ZM260 181V178H259ZM7 182V181H5ZM16 182V181H15ZM30 182V180H29ZM35 182V181H34ZM57 182V181H56ZM60 182V181H59ZM58 182V183H59ZM61 182H62V177H61ZM61 182L59 184H61ZM88 182V180H87ZM115 182V181H114ZM123 182V181H122ZM128 182V181H127ZM134 182V181H133ZM136 182V181H135ZM9 183V181H8ZM54 183V182H53ZM57 183V184H58ZM66 183V182H65ZM108 183V182H106ZM113 183V182H112ZM153 183V182H152ZM159 183V182H158ZM163 183V182H162ZM179 182H177L178 184ZM2 184V183H1ZM10 184V183H9ZM30 184V183H29ZM36 184V183H35ZM43 184V181H42ZM47 184V183H46ZM56 184V183H55ZM63 184V183H62ZM72 184V183H71ZM88 184V183H87ZM98 184V183H97ZM102 184V182H101ZM117 184V183H116ZM121 184V183H120ZM125 184V183H124ZM144 184V183H143ZM155 184V183H154ZM165 184V183H164ZM4 185V184H2ZM18 185V184H17ZM20 185V184H19ZM18 185V186H19ZM51 185V183H50ZM109 185V183H108ZM145 185V184H144ZM156 185V184H155ZM154 185V186H155ZM158 185V184H157ZM166 185V184H165ZM257 185V186H256ZM263 185V184H262ZM7 186V185H6ZM31 186V185H30ZM37 186V184H36ZM47 186V185H46ZM55 186V185H54ZM53 186V187H54ZM57 186V185H56ZM65 186V185H64ZM135 186V184H134ZM153 186V188H155ZM260 186V185H259ZM22 187V186H21ZM25 187V186H24ZM23 187V188H24ZM28 187V186H27ZM34 187V185H33ZM32 187V188H33ZM39 187V186H38ZM41 187V186H40ZM39 187V188H40ZM50 187V186H49ZM68 187V186H67ZM86 187V185H85ZM132 187V186H131ZM141 187V186H140ZM148 187V186H147ZM161 187V185H160ZM167 187V185H166ZM166 187H161V188H165ZM187 187V186H186ZM11 187H9L10 189ZM22 188V190H23ZM62 188V187H61ZM78 188V187H77ZM88 188V185H87ZM109 188V186H108ZM116 188V187H115ZM144 188V187H143ZM142 188V189H143ZM150 188V187H148ZM148 188L146 189V192L148 191ZM157 188V186H156ZM31 189V188H30ZM29 189V190H30ZM42 189V188H41ZM64 189V188H63ZM70 189V188H69ZM113 189V188H112ZM122 189V187H121ZM134 189V188H133ZM132 189V190H133ZM159 189V188H158ZM157 189V190H158ZM164 189V191H165ZM171 189V188H170ZM178 189V187H177ZM55 190V189H53ZM57 190V189H56ZM73 190V188L71 189V191ZM75 190V189H74ZM129 190V189H128ZM156 190V191H157ZM160 190V189H159ZM175 190V189H173ZM179 190V189H178ZM177 190V191H178ZM2 190L0 189V262L1 264H38V262H40L41 264H45L42 263L41 261V257L38 253L37 249V245L36 242L34 241V239H32L34 236H32V238H23V236L20 235V226L21 223L19 222L21 219V217L19 218V216L17 217L16 215H18L14 210V206L10 207L7 205V203L5 204V200H7V198H5L4 200V195L2 194L3 192H1ZM27 192V190H25ZM24 191V193H25ZM41 191V190H40ZM50 191V190H49ZM62 191V190H61ZM85 192V190H83ZM89 191V189H88ZM108 191V190H106ZM114 191V190H113ZM138 191V190H137ZM154 191V192H156ZM163 191V192H164ZM34 192V191H33ZM32 192V193H33ZM58 192H59V188H58ZM66 192V191H65ZM75 192V191H74ZM77 192V191H76ZM75 192V193H76ZM126 192L124 193V196H126ZM132 192V191H131ZM149 192V191H148ZM147 192V193H148ZM158 192V191H157ZM162 192V191H161ZM181 192V191H180ZM9 193V192H7ZM31 193V192H30ZM41 193V192H40ZM91 193V192H90ZM146 193V194H147ZM160 193V192H159ZM158 193V194H159ZM165 193V192H164ZM183 193V192H182ZM6 194V193H5ZM36 194V193H35ZM38 194V193H37ZM49 194V193H48ZM51 194H55V191ZM59 194V193H58ZM85 194V193H84ZM102 194V193H101ZM162 193H160L161 196ZM178 194V193H177ZM184 194V193H183ZM187 194V193H186ZM185 194V195H186ZM189 194V193H188ZM10 195V194H9ZM29 195V193H28ZM33 195V194H32ZM39 195V194H38ZM56 195V194H55ZM116 195V194H115ZM142 195V193L140 194ZM144 195V194H143ZM154 195V194H153ZM14 196V195H13ZM25 196V195H24ZM27 196V195H26ZM34 196V195H33ZM42 196V195H41ZM40 196V197H41ZM51 195H49L50 197ZM77 196V195H76ZM129 196V194H128ZM158 196V195H157ZM158 196V197H160ZM162 196H164V194H162ZM31 197V196H30ZM46 197V195L44 196ZM55 197V196H54ZM57 197V196H56ZM81 197V196H80ZM84 197V195H83ZM87 197V196H86ZM115 197V196H114ZM122 197V196H121ZM131 197V196H130ZM139 197V196H138ZM183 197V196H182ZM12 198V197H11ZM42 198V197H41ZM47 198V197H46ZM60 198V197H59ZM89 198V196H88ZM127 198V197H126ZM164 198V197H162ZM18 199V198H17ZM27 199V198H26ZM29 199V197H28ZM90 199V198H89ZM130 199V198H129ZM141 199V198H140ZM144 199V198H143ZM13 200V199H12ZM32 200V199H31ZM41 200V199H40ZM38 200V202L40 201ZM88 200V199H87ZM95 198H93V202L95 203ZM102 200V199H101ZM121 200V199H120ZM148 200V199H147ZM160 200V198H159ZM173 199H171L172 201ZM14 201V200H13ZM28 201V200H27ZM30 201V199H29ZM63 201V200H62ZM84 201V200H83ZM82 201V203H83ZM89 201V200H88ZM130 201V200H128ZM134 201V200H133ZM132 201V202H133ZM144 201V200H143ZM8 202V201H7ZM16 202V201H15ZM43 202V198L42 201ZM73 202V201H72ZM75 202V201H74ZM80 202V201H79ZM92 202V200H91ZM117 202V201H116ZM119 202V201H118ZM165 202V201H164ZM173 202V201H172ZM19 203V202H18ZM30 203V202H29ZM28 203V204H29ZM36 203V202H35ZM35 203L33 204L32 202L30 203L31 205L33 204V206L35 205ZM65 203V202H64ZM85 203V202H84ZM148 203V202H147ZM160 203V202H159ZM168 203V202H167ZM14 204V203H13ZM17 204V203H15ZM60 204V203H59ZM62 204V203H61ZM96 204V203H95ZM94 204V205H95ZM104 204V203H103ZM120 204V203H119ZM136 204V203H135ZM163 204V203H162ZM161 204V205H162ZM165 204V203H164ZM172 204V203H171ZM175 204V203H174ZM7 205V206H6ZM20 205V203L18 204ZM76 205V204H75ZM80 205V204H78ZM118 205V204H117ZM125 205V204H124ZM128 205V204H127ZM144 205V203H143ZM157 205V204H156ZM155 205V207H156ZM160 205V206H161ZM181 205V204H180ZM29 206V205H28ZM64 206V205H63ZM96 206V205H95ZM139 206V205H138ZM137 206V208H138ZM146 206V205H145ZM178 206V205H177ZM24 207V206H21ZM62 207V206H61ZM65 207V206H64ZM116 207V206H115ZM121 207V206H120ZM126 207V206H125ZM128 207H131L130 205ZM162 207V206H161ZM176 207V205H175ZM16 208V207H15ZM39 209V207H37ZM51 208V207H50ZM69 208H72L69 206ZM100 208V207H99ZM117 208V207H116ZM135 208V207H134ZM164 208V205H163ZM162 208V209H163ZM169 208V207H168ZM177 208V207H176ZM24 209V208H23ZM22 209V210H23ZM36 209V207H35ZM41 209V208H40ZM78 209V208H77ZM86 209V208H85ZM132 209V208H131ZM161 209V208H159ZM161 209V210H162ZM170 209V208H169ZM21 210V208H20ZM32 210V208H31ZM47 210V209H45ZM75 209H73L74 212ZM82 210V209H81ZM130 210V208H129ZM139 210V209H138ZM158 210V209H157ZM164 214H167V208L165 207L164 209ZM26 212V210H23ZM48 211V210H47ZM53 211V210H52ZM70 211V209H69ZM103 211V210H101ZM134 211V210H132ZM151 211V210H150ZM177 211V212H179ZM18 212V211H17ZM35 212V211H34ZM38 212V211H36ZM43 212V211H42ZM64 212V211H63ZM71 212V211H70ZM72 212V213H73ZM81 212V211H80ZM96 212V210H95ZM110 212V211H109ZM126 212V211H125ZM162 212V211H161ZM16 213V214H15ZM33 213V212H32ZM62 213V212H61ZM65 213V212H64ZM63 213V214H64ZM77 213V212H76ZM88 213V212H87ZM112 213V212H111ZM114 213V212H113ZM129 213V212H128ZM136 212H134L135 214ZM141 213V212H140ZM40 214V212H39ZM57 216V213H55ZM54 214V215H55ZM59 214V212H58ZM90 214V213H89ZM119 214V212H118ZM125 214V213H124ZM146 215V213H144ZM157 214H159L157 212ZM174 214V212L172 213ZM20 215H24L23 213ZM33 215V214H32ZM79 215V214H78ZM106 215V214H105ZM104 215V216H105ZM132 215V214H131ZM143 215V214H142ZM141 215V216H142ZM160 215V214H159ZM158 215V216H159ZM175 216L177 214H174ZM28 217V215H25ZM36 216V215H35ZM40 216V215H39ZM52 218L53 215L51 214ZM72 216V215H71ZM81 216V215H80ZM83 216V215H82ZM102 216V215H101ZM108 216V215H107ZM114 215H111V218ZM119 216V215H118ZM129 217L130 214L128 215ZM149 216V215H148ZM157 216V217H158ZM162 219L165 220L163 221V225L165 226L162 234L164 237L165 241V247L167 248V251H169V256L172 260H174L176 258L177 255V251L178 248L180 249V247L178 246V241H177V234L175 228L177 229V226L174 223V229L175 230L172 238H170L167 234V229H166V224L170 223L169 222V217L166 215V219L163 216V212H162ZM26 217V218H27ZM38 217V215H37ZM76 217V216H75ZM79 217V216H78ZM98 217V216H97ZM106 217V216H105ZM123 217V216H122ZM136 217V216H135ZM134 217V218H135ZM150 217V216H149ZM160 217V216H159ZM158 217V218H159ZM179 217V216H178ZM25 218V219H26ZM86 218V217H85ZM92 218V217H91ZM133 218V216H132ZM133 218V219H134ZM137 218V217H136ZM161 218V217H160ZM38 219V218H37ZM41 219V218H40ZM45 219V218H44ZM69 219V218H68ZM107 219V218H105ZM127 219V217H126ZM132 219V221H133ZM177 218H174V220ZM33 219H31L30 221H32ZM35 220V219H34ZM50 220L51 217H50ZM77 220V219H76ZM82 220V219H81ZM91 220V219H89ZM131 220V219H130ZM143 220V219H142ZM152 220V219H151ZM156 220V219H155ZM160 220V219H159ZM26 221V220H25ZM29 221V220H28ZM29 221V222H30ZM46 221V220H45ZM49 221V220H48ZM54 221V218H53ZM65 221V220H64ZM124 221V220H122ZM172 221V219H171ZM176 221V220H175ZM35 222V221H34ZM42 222V220H41ZM108 223V221H106ZM114 222V221H112ZM128 222V221H127ZM148 222V221H147ZM156 222V221H155ZM168 222V223H167ZM31 223V222H30ZM29 223V224H30ZM46 223V222H45ZM56 223V222H55ZM79 223V221H78ZM83 223V222H82ZM116 223V222H115ZM132 224V222H130ZM149 223V222H148ZM157 223V222H156ZM28 224V223H27ZM52 224V223H51ZM59 224V223H58ZM67 225V223H65ZM70 224V223H68ZM81 224V223H80ZM109 224V223H108ZM112 224V223H111ZM127 224V223H126ZM64 225V222H63ZM72 225V223H71ZM89 225V224H88ZM87 225V226H88ZM97 225V224H96ZM117 225V224H116ZM155 225V224H154ZM184 225V226H183ZM24 226V225H23ZM28 226V225H26ZM25 226V227H26ZM46 226V225H45ZM50 226V225H49ZM57 226V225H56ZM74 226V225H73ZM124 226V225H123ZM131 226V225H129ZM176 226V227H175ZM32 227V225H31ZM62 227V226H61ZM68 227V225L66 226ZM79 227V226H78ZM83 227V226H82ZM89 227V226H88ZM87 227V228H88ZM101 227V226H100ZM149 227V226H148ZM63 228V227H62ZM73 228V227H72ZM86 228V229H87ZM96 228V227H95ZM102 228V227H101ZM105 228V227H104ZM122 228V225L121 227ZM146 228V227H144ZM181 228V227H180ZM186 228L184 229L186 232ZM25 233L28 231V233L30 232L27 228H24ZM34 229V227H33ZM58 229V228H57ZM85 229V228H84ZM91 229V227L89 228ZM124 230V228H122ZM121 229V230H122ZM127 229V228H126ZM154 229V226H153ZM159 232L160 231V227L158 228ZM31 230V229H30ZM64 230V229H63ZM68 230V229H67ZM76 230V229H75ZM92 230V229H91ZM152 230V229H151ZM180 230V229H179ZM56 231V230H55ZM80 231V230H79ZM154 231V230H152ZM157 231V227L155 232ZM178 231V230H177ZM41 232V231H40ZM44 232V231H43ZM46 232V231H45ZM92 232V231H91ZM97 232V231H96ZM133 232V231H132ZM145 232V231H144ZM23 233V234H25ZM65 233V231H64ZM75 233V232H74ZM81 233V232H80ZM89 233V232H88ZM95 233V232H94ZM152 233V232H151ZM32 234H35V232L32 231ZM67 234V232H66ZM72 234V233H71ZM70 234V235H71ZM161 234V235H162ZM180 234V233H179ZM187 234V233H186ZM26 235V234H25ZM24 235V236H25ZM42 235V234H41ZM54 235V234H53ZM77 235V234H76ZM92 235V234H91ZM96 235V234H95ZM111 235V234H110ZM146 235V234H145ZM30 236V235H29ZM49 236V235H48ZM56 236V235H55ZM68 236V235H67ZM97 236V235H96ZM101 236V235H100ZM105 236V235H104ZM150 236V235H149ZM148 236V238H149ZM152 236V235H151ZM182 236H183V232H182ZM187 236V235H186ZM26 237H28V235H26ZM74 237V236H73ZM79 237V236H77ZM76 237V238H77ZM154 237V236H152ZM156 237V236H155ZM179 237V236H178ZM39 240H41L40 237H38ZM45 238V237H44ZM75 238V239H76ZM87 238V237H86ZM98 238V237H97ZM103 238V237H101ZM107 238V237H105ZM161 238V237H159ZM176 238V239H175ZM182 238V237H181ZM55 239V238H54ZM59 239V238H58ZM73 239V238H71ZM91 239V238H90ZM89 239V241H90ZM109 239V238H108ZM144 239V238H143ZM154 239V238H153ZM185 239V238H184ZM68 240V238H67ZM101 240V239H100ZM150 239H148L149 241ZM152 240V239H151ZM179 240V238H178ZM47 241V240H46ZM51 241V240H50ZM154 241V240H153ZM180 241V240H179ZM43 242V241H42ZM55 242V241H54ZM61 242V241H60ZM75 242V241H74ZM80 242V241H79ZM146 242V240H145ZM39 243V242H38ZM49 243V242H47ZM82 243V242H81ZM91 243V242H90ZM144 243V241H143ZM163 243V242H162ZM185 243V241L183 242ZM73 244V242H72ZM76 244V243H75ZM84 244V243H83ZM82 244V245H83ZM99 244V243H98ZM104 244V243H103ZM149 244V242H148ZM156 244V243H155ZM160 244V243H159ZM158 244V245H159ZM40 245V243H39ZM109 245V244H108ZM186 245H188V243H186ZM50 246V245H49ZM58 246V245H57ZM78 246V245H77ZM94 246V244H93ZM104 246V245H103ZM142 246V245H141ZM147 246V245H146ZM160 246V245H159ZM164 246V244L161 246V248ZM178 246V247H177ZM40 247V246H39ZM47 247V246H46ZM51 247V246H50ZM76 247V246H75ZM91 247V246H90ZM153 247V246H152ZM182 247V244H181ZM186 247V246H185ZM184 247V248H185ZM41 248H44L41 246ZM40 248V249H41ZM72 248V247H71ZM77 248V247H76ZM79 248V247H78ZM77 248V249H78ZM87 248V247H86ZM104 248V247H103ZM149 248V247H148ZM155 248V247H154ZM48 249V248H47ZM52 249V248H51ZM61 249V248H60ZM64 249V248H63ZM69 249V248H68ZM84 249V248H83ZM90 249V248H89ZM97 249V247H96ZM107 249V248H106ZM143 249V246H142ZM146 249V248H145ZM144 249V251H145ZM150 249V248H149ZM182 249V248H181ZM180 249V250H181ZM55 251V249H53ZM58 250V249H57ZM74 250V249H73ZM80 250V249H78ZM111 250V249H110ZM156 250V248H155ZM159 250V249H158ZM157 250V251H158ZM183 250V249H182ZM187 250V249H185ZM190 250V249H189ZM42 251V250H41ZM51 251V250H50ZM59 251V250H58ZM67 251V249H66ZM88 251V250H87ZM90 251V250H89ZM97 251V250H96ZM149 251V250H148ZM61 252V251H60ZM63 252V251H62ZM104 252V251H103ZM106 252V250H105ZM108 252V251H107ZM128 252V251H127ZM152 252V251H151ZM162 252V251H161ZM187 252V251H186ZM44 253V252H43ZM147 253V252H145ZM184 250H183V254H184ZM42 254V253H41ZM45 254V253H44ZM64 254V253H63ZM68 254V253H67ZM94 254V253H93ZM108 254V253H107ZM111 254V253H110ZM164 254V253H163ZM166 254V253H165ZM182 254V255H183ZM194 254H193V258H194ZM231 254V255H230ZM46 255V254H45ZM70 255V254H69ZM84 255V254H83ZM99 255V254H97ZM106 255V254H105ZM112 255V254H111ZM147 255V254H145ZM167 255V254H166ZM190 255V254H189ZM44 256V255H42ZM65 256V255H64ZM89 256V255H88ZM94 256V255H93ZM92 256V257H93ZM103 256V255H102ZM163 256V255H162ZM185 256V255H184ZM68 257V256H67ZM76 257V254H75ZM74 257V258H75ZM80 257V256H79ZM82 257V256H81ZM99 257V256H98ZM160 257V255H159ZM167 257V256H166ZM164 257V259L166 258ZM187 257V256H186ZM45 258V257H44ZM61 258V257H60ZM71 258V257H70ZM90 258V257H89ZM190 258V257H189ZM192 258V257H191ZM54 259V258H53ZM59 259V257H58ZM68 259V258H67ZM84 259V258H83ZM95 259V258H94ZM148 259H150L148 257ZM163 259V260H164ZM63 260V259H62ZM112 260V259H111ZM116 260V259H114ZM171 260V261H172ZM194 260V259H193ZM47 261V260H46ZM58 261V260H57ZM57 261H55V263H57ZM61 261V260H60ZM69 261V260H68ZM82 261V260H81ZM80 261V262H81ZM99 261V260H98ZM158 261V260H157ZM156 261V262H157ZM167 261V258H166ZM51 262V261H50ZM67 262V261H66ZM78 262V261H77ZM88 262V260H87ZM90 262V261H89ZM109 262V261H108ZM132 262V261H131ZM151 262V261H150ZM190 262V261H189ZM194 262V261H191ZM39 263V264H40ZM79 263V262H78ZM85 263V262H84ZM94 263V262H93ZM95 263H97L95 261ZM158 263V262H157ZM161 263V262H160ZM164 263V262H163ZM175 263V261H173V264ZM177 263V262H176ZM175 263V264H176ZM220 263V261H219ZM231 263V262H230ZM52 264V263H51ZM68 264V263H67ZM72 264V263H71ZM116 264V263H115ZM133 264V263H132ZM154 264V263H153ZM192 264V263H191ZM233 264V263H232Z\"/></svg>", "mask_w": 264, "mask_h": 264}]
</instances>
